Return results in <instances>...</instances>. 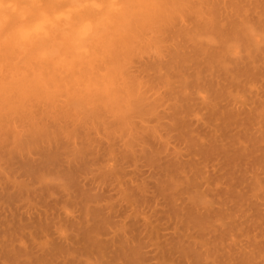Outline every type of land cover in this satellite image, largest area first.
I'll return each instance as SVG.
<instances>
[{
    "label": "bare ground",
    "instance_id": "bare-ground-1",
    "mask_svg": "<svg viewBox=\"0 0 264 264\" xmlns=\"http://www.w3.org/2000/svg\"><path fill=\"white\" fill-rule=\"evenodd\" d=\"M167 2L174 3V4L179 5V7H178V9L176 11L181 12L183 15L187 11V13L192 14V17L194 16L195 18H197L199 20L198 22H196L195 27H194V30L193 31L192 30H181L182 28H180L179 30H177L176 29L177 28L176 24L175 23L172 24L173 19L170 18V15L171 14L170 15H164V16H159V17L153 18L149 22V24H147L145 26V35L148 36V37H150V40H148L146 44H142L140 46V49L137 50L135 54H133V55H125L122 59H119L118 60V63L120 65V67H119V88H118V90H117V92H116L115 95H106L103 92L98 91L96 88L91 87L90 85H87L86 86L83 81L76 80V79H74L72 77H65V78L57 77L56 78V81L57 82L55 84H52L51 85V89L52 90L43 99H37L34 96H30L27 99H25L23 96H20V97L14 99L13 101L7 102V103H5L2 100H0V160L3 161V163H0V164H2V165L4 164V166L0 165V167L1 166L3 167V168L1 167L3 169V172H2V169L1 168H0V170L2 172L1 174H4L5 173V175H3V176L0 174V178L3 179L5 177L4 178L5 182L3 180L4 184L7 183V181H9V180L11 181V183L9 182L8 185H4L3 186L4 188L3 187L2 188L0 187V190L1 191L3 190L2 191L3 193H4L5 190H6L5 192H7L8 190H10V191H8L7 193H4V194L3 193H0V210H4L3 212H5V213H2L3 215L2 214L0 215V227H3V228H1V231H0V264H36L37 262L40 263V264H181L182 262H183L182 264H196V263L198 264L197 261L195 263H193V261H194V260H192L193 257L192 256H191L192 258L190 257V254H188L189 252L188 253L187 252L184 253L185 252L184 249H187V247L188 248L190 247L191 249L190 248L189 249L192 250V251L189 250L190 253L194 252V255H195V252L202 251L201 250L202 248H208L207 247L208 246V244H207L208 241H212V244H209V245L216 246V244L218 245V243H219V241L221 239V243H220L221 246H219V247H222V245L224 244V242H222V241L225 240V239H223L225 237V234L224 233L227 232L228 229H226V231L223 232V230H221V228L223 229L224 228L223 227L224 225L220 228L216 224H219L218 223L219 221H217V220H219V218H220V221H221L220 223L223 222L221 219H223L224 217L223 218L221 217V213H223L222 215L225 216L224 214L226 212L227 213L229 212V211H227L228 208H225V205L226 204L224 202L226 200V196H228V194L226 196L224 194V196H223V193L222 192H221L222 194L220 193L221 194L220 196L224 197L225 200H224V198L221 197V199H220L221 201H215L214 198H213L214 195H217L219 197V194H214L213 197H212L213 200L207 201V200H209L208 199L209 197L206 200V197H207L206 195H209L210 192H208L209 194H206V195H204L205 193H202L203 195L202 194L201 195L203 197L206 196L205 199L203 198L204 200L202 201V196L199 195L200 197H198V198L199 199L201 198L200 200L202 202L200 200L198 201V203H197V201L193 202L194 200H193V197L190 195V193H191V191L193 192V189L192 188H195V190H194V193H195L196 187L198 185H197V183H194V184L192 183L193 185H192L191 188L189 187L190 188L189 189V188H187V186L190 185L189 182L188 183L184 182V181H189L188 179L191 178V177L192 178L190 179V181L193 180V178L195 177L194 176L195 173H196V176H197L198 172H199V174L200 173L201 174L199 175L198 178L196 177L195 180H198L200 177H201V180H202V177L203 176H201V175H203V171H204V170L202 171V168L200 170H198V172H197V170H196L195 173L192 172L194 174H190L189 173L190 174L189 176L185 174V176H187V177L186 178H184V177L182 178L181 175H180V177L177 176V174L180 173V172H178V170L180 168H178L177 166H180L181 167V162H180V165H178L179 162L177 161L178 164L175 163V165L176 164L177 165L174 166V162L172 161V163H171V161H170V164H168V166L170 165L169 168L164 167L165 165L160 166L164 170V171L161 170V172H164V173L166 172L165 175H161L160 172L158 171L156 173H152V174H154L152 176L157 175L158 178H157V176H155V177H156L157 181H159V182L161 180L163 181V177H164L165 181L163 183L166 182L164 184V186H166V184H167V186L173 185L175 188H178L176 186L179 185L182 182H184L186 184H183L182 183L181 185H187V184L188 185L187 186H184L185 189H182L183 188L182 187L181 190H180V192H178L179 189H176L177 191L174 192L175 189H174L173 186H170V188L173 189L174 191L171 190V189H169L167 186H166V188L163 186L164 187L163 189H162V187H160V189H159L160 190V193L157 192V193H159L158 195L161 196L160 199L156 196L157 194L155 195V197L152 196L154 203L153 204H150V205H148L150 203V202H148V199L147 200H144V199L148 198V196H146L144 194V193H146V191H148V190H146L148 184L146 182H144L145 181L144 179H146V176H144L146 172L144 171L145 172L144 175L141 174V172H140L142 178L139 177L140 176L139 174L137 176L136 173L133 172L137 177L141 178V179H139V178L138 179H136V178L134 179V180H137L136 183L134 182L136 184V186L137 185H143L145 183L144 185H146V186H144L143 188L146 187L144 189L146 191H142V190L140 191L141 188H139V187H141V186H137L136 189H139L138 192H137L136 189H133L136 192L135 191H131L132 192L131 193L129 191V193H127V194L125 193V195H124V192L125 191H122L123 189L122 190L120 189L121 192L123 193L122 194L123 195V198L121 197L123 203L126 202V201H123V200H125L124 198H131V199L133 198V199H132V202H131L130 199H127L128 202L127 203H124V204H127L128 206H126L125 208H124L123 205H120V206H123V207H121V211H119V213H118V210L119 209H117V211L114 209L116 212H114V210H112L110 212L112 205L110 207H109V205H107L106 207H104L105 204L104 205L102 204L103 206L100 205L102 202H104L106 200L105 199L106 197H104V196H105V189L107 187L103 190L104 192L102 191L103 194L100 192L101 187H100L99 190H97V192L99 191L101 194L96 193L95 189L99 185H101V186L104 185V183L102 184V183L99 182L100 184L98 183L99 184L98 185L97 184L98 179H97V181H96V179L92 180L91 183H93L94 181H96V182H94L95 183L94 185L97 184L98 186L96 185V188H95V186L92 184L94 187L91 186L92 188H89V189H87L88 188L87 187L86 188L88 190L87 192H86V190L84 188V185L86 186V183L88 184V182L85 181L86 178L84 179V182L85 183H84V185L82 184L81 188L79 187L81 184L80 185L79 184L76 185V183H75L76 181H77V183H79V181L76 180V178L77 177H80L81 174H83L85 168L87 170L86 165L91 166L92 163H93V161L95 159L96 160L98 159L99 153H101V152L103 153L104 152V151L101 150L102 149V146L104 145L102 143L104 141L103 139H105V140L107 139V141H108V143H106L107 141L104 142V143H106V145L108 144L107 147H105V145H104V149L106 151L108 150L107 154L116 155V154L112 153V151L113 152H116L115 149H116V146L119 147L118 145H120V147H119V149L117 148L118 149L117 151H119L121 149V147L123 146V148L121 149L122 150V154H121V150L119 152H117V153H119V154L122 155V156L120 155L121 157L119 156V159H121V160H119L116 157L113 160L112 159H106L107 160V163L109 161H113L112 163H114V164H115V161L118 159L119 161L117 160L116 161V164L119 163V165L118 164L117 165H118V167H120V170L122 168L121 166H123V170H125L124 169L125 168L124 165L130 163L132 160L133 161L131 163L135 165V163H133V162H134V160H140V159H138V157L141 158V159L142 158H145V159H143L145 161V163H146V161H148V162L151 163V165L154 162H156V163L159 162V164H160V158L157 157V155H158V151H159V149L161 147L160 148L159 147H156L155 144H154L155 146L154 145L153 146L151 145L152 146V148H151L152 149L151 150L152 152H149V153L146 150H144V148H143L144 147V144L145 145L146 144H150V142H151L150 140H152V141L153 140H157L156 139V136H154L155 135L154 134V131L156 130L157 127H160L161 128V125L162 126L164 125V122H160L162 119H164V117L162 115V112L160 113L161 109H159V112H157V110H158L159 107H162V106L165 107L166 102H170V103H167L168 106H166V109L169 110V115H165V116L169 118V120H170L169 121V124L171 122V125L169 127L168 126H165V127H167V130L165 131L166 132V134H165L166 136L168 134L172 133V132H175L177 134V137H178V134H179V137L178 138H180V136L182 134H183V137H184V135L189 136L188 134H191L192 132H195V130L193 129L194 127H192V126L198 125V121H197V124L194 123L196 125H193V121L191 120V116L192 115L193 116L195 115L194 108H197V107H194V108H192V107L193 106H202V107L204 106L201 109V111H202L203 109H208L206 107H210L212 105V104H210V102H213V105L216 106V107L218 105V103L216 101H214L216 99V97L214 96V93H215V90H216L215 87L217 86V84H215L216 82L214 80L216 78H214V77L221 76L220 77L221 78L220 80L226 79L228 81V79H229V81H232L233 78L240 77L241 75L244 77V74L247 75V73H244L243 74V72L246 71V68H248L249 69L248 71L251 72L254 69V67L252 69V66H250V65H252L253 63L256 64L258 61H260V64H261V62H263V60H264V51H261L262 48H260V45H262L261 42L264 41V40H262L263 39L262 38V36H263L262 34H264V23H262V21H259V22L256 21L258 24L257 23H254L255 20H251V18H250L251 23H252L251 24L250 21L247 19L249 17H247V14L245 13V12H247L248 9L244 8L243 6H242V8L241 7L240 8L238 7L242 12H244L246 14V16H243L244 19L246 17V20L243 19V21L240 22V25H237V23H234V22H236V20H234L233 23H232V20H229L231 22V23L229 22L231 24V27H229L227 25L229 29L226 30V31H223V30L221 31V29H222L221 26H220L221 29L218 28L219 25H220L219 23H218L219 25L217 24L218 27H216V23H217V21H216L217 19L216 18H218V14L217 13H218V11H220V7H219L220 4L219 3L214 4L213 3L214 0H199V3H196V2L193 3L192 0H167ZM240 2L241 3L248 2V0H241ZM256 8H257V6L255 5L254 10ZM240 10H239V12H240ZM236 11H238V10H236ZM236 14L238 16V12H236ZM239 15H240V13H239ZM256 16H258V15H256ZM221 18H223V17H221ZM256 18H258V19H256ZM256 18H255L256 20L261 19L260 17H256ZM223 19H221V20L223 21ZM263 19H264V17H263ZM218 21L220 22V20H218ZM259 23H261V24H259ZM255 25H256V27H255L256 29L254 30L253 27ZM190 31H192V32H190ZM168 35H170V39L173 42V47L166 45L167 41L164 40V39ZM214 37L217 38V40L220 41L221 45H220V48L219 49L215 48L216 46H214V48L212 47L215 50H212L211 49L212 50L211 51V50L207 49V46H209V44L206 43L205 40L207 42H210V40H211V42H212V40L214 39ZM203 38H205V39L204 40H200V39H203ZM179 39H182V40L187 39L188 41H191L193 43V48L192 49H194V50H192V52H187L186 50H183L184 49L183 46H182V49L181 48H178V46H177L176 43H177V41ZM211 42H210V44H211ZM213 43H214V41H213ZM206 44H208V45L206 46ZM240 48H241V50H240ZM242 52L244 54H242L240 56H237V54L239 55V53L241 54ZM146 56L147 57L149 56V58H152L151 56H153L154 60H146V62L144 64H142L140 66H136V64H138L139 61L142 58L146 57ZM235 56L238 57V58H236ZM163 57H164V59L162 60ZM190 67H192V71L191 72L188 71L190 69ZM243 67H244V69H243ZM257 67H259V66L258 65L256 66V70L258 69ZM261 67L259 68L260 70L263 68V67L262 68ZM242 69L245 70V71H242ZM260 70H257V71H259L258 74L263 72V71H260ZM257 71H255V72H257ZM249 72H248V74H249ZM251 74H254V72L253 73L251 72L249 75H251ZM263 74H264V72H263ZM216 75H218V76H216ZM255 75H257V74H254V76ZM219 81H217L218 82V85L222 87L223 83L220 81L222 83L221 84V83H219ZM233 82L235 83V81H232V84L231 83L230 84L233 85ZM237 83L235 85H237ZM240 83H242V82H240ZM225 84H226L225 86H227V83L226 82H225ZM228 84H229V82H228ZM218 88L219 87H217V89ZM219 90H221V89H219ZM195 94L197 96L194 98L193 96H195ZM202 94H204V95H203V97L200 98V96H202ZM205 94H207V96L209 97V99L211 97H213V98L210 99V102H208V103L206 101L207 100V96H205ZM191 95H193L192 98H191ZM198 95H199V98H198ZM254 100H256V99H254ZM255 103H257V101ZM252 104H254V102ZM245 105H246V103H245ZM255 107H256V105H255ZM191 109L194 112L191 111ZM199 109H200V107H199ZM168 110H166L165 112H167ZM228 110H230V109L228 108ZM136 111H138V112H136ZM190 111L193 112V113H191ZM236 111H237V109H236ZM258 111H259V109H258ZM211 112H212L211 115L214 114V113L216 115L215 107H214V109ZM233 113L234 112H231L229 115H233ZM151 114L155 116L154 117L155 120H153V121L156 122V125L153 126V127H152V125L151 126L149 125L150 121L148 122L147 118L144 121V116L147 117L148 115H151ZM237 114H238V111L236 112V115ZM205 115H208V114H205ZM226 115H228V114L226 113L225 116ZM135 117L138 118L139 120L135 121L136 120ZM221 117H222V115H221ZM246 117L247 116H245L244 118H246ZM210 118L211 117L209 115L208 120H209V122L212 123V120ZM214 118H215V116H214ZM227 118H228V116H226V119ZM229 118H231V117L229 116ZM233 118H231V120ZM150 119H151V117L149 118V120ZM152 119H151V121H152ZM62 121H63V124L62 123L60 124V122H62ZM143 121L146 122V123H148V125L150 127H152V128L148 127L147 125L145 126V124H144ZM166 121L168 122V119ZM216 121L217 120H215V122ZM244 121L245 122H248L249 120H247V121L244 120ZM64 122H65V124H64ZM66 122L67 123L69 122L68 125H70V124L72 125V123H74V124H73V126H71V128H69L70 126L67 127L68 125H66L67 124ZM75 123H76V125H75ZM203 123H205V122H203ZM205 124H203V126ZM208 124H210V123H208ZM238 124H237V127H238ZM246 124L247 123H245V125ZM166 125H168V123ZM226 125L228 126V124H226ZM226 125H224V127ZM76 126L77 127L79 126L78 127L79 130H78V128ZM243 126H244V124H243ZM165 127H162V128L165 129ZM196 127H198V126H196ZM205 127H203V128H205ZM216 127L219 129L220 126L218 127V124H217ZM72 128H74L75 130L73 131ZM93 128H96L97 131L99 129L101 130V131L100 130L98 131V134L96 132L97 136L96 135L95 136H96L97 139L99 138V136L101 135V133H103L106 136V138H103L102 139V137H100L98 140L96 138H95L96 141L94 140L96 142V144H99V146H95L96 149H97V147L98 148L101 147V149L99 148L101 151L100 150L97 151L98 150L97 149L96 151L98 153L96 151H95L96 153L94 152L95 154H98L96 158H95L96 155H92V152H91V149L92 148L90 149V146L92 145V143H91L92 142V140H91L92 137L90 138V136H92V134L90 135L89 133L91 132L90 131L91 129L93 130ZM227 128L225 127V129H227ZM238 129L240 130V128H238ZM77 130L80 131V132H77ZM213 131H214V129H213ZM243 131H245V130H243ZM99 132H101V133H99ZM205 132H206V130H205ZM207 132L205 134H207ZM221 132H222V130H221ZM215 133H217L216 129H215L214 134ZM217 134H216V136H217ZM244 134L245 133H243V135ZM243 135H242V137H243ZM77 136L80 137V138H78ZM216 136H214V137H216ZM76 137H77V139H76ZM194 137H196V135ZM194 137L193 138L191 137L193 143L196 142L194 140ZM205 137H206V135H205ZM208 137L209 136H207V138ZM188 138H190V136ZM191 138H190V140L188 139L189 142L191 141ZM221 138H223V137H221ZM244 138H247L248 139V137H246V136H244ZM100 139H102V140H100ZM196 139H198V138H196ZM216 139H217V137H216ZM250 139H251V136H250L249 140ZM59 140L61 142H64L65 145H62V146H65V148H67L66 146H68V144H72L71 146H73V147L76 145V147H75L76 149H71L72 151H70V152H73V156L76 155V154H78L80 157L82 156V158H83L84 155H86L87 158H84L85 162H82L83 164L80 163L79 162V160H80L79 157H78L79 159L77 158V160H78L77 161L76 160V156L77 155L74 156V157H70L69 154H71V156H72V153H69V154L67 153V151H68V149L70 147L68 146L69 148L66 150L60 144L58 145L57 143H59ZM76 140L77 141L79 140V141L76 142ZM168 140H170V139H168ZM177 140L179 141V139H177ZM65 141H66V143H65ZM198 141L199 140H197V142ZM237 141L240 142L238 140V138H237ZM73 142L75 143V145H73L74 144ZM79 142H82L81 143L82 145L79 144ZM171 142L173 143L172 140H171ZM218 142H220L219 139H218ZM224 142H226V140ZM242 142H243V140H242ZM76 143H78V145H81V147H78V145ZM151 143L153 144L154 141L151 142ZM158 143H160V142H158ZM181 143L182 142H180V144ZM215 143H216V141H215ZM228 143H231V142H228ZM244 143H246V141H244ZM198 144H199V142H198ZM206 144L209 145L208 143H206ZM249 144H248V146H249ZM100 145H102V146H100ZM114 146H115V148H114ZM203 146H205L204 147L205 149L204 148H202V149L207 150V151L208 150L210 151V149H208V148L206 149V145H203ZM150 147H148V148L150 149ZM193 147H195V146H193ZM236 147L237 146L234 147V151L236 150V154H237V152L240 153L241 150L243 152H247L248 151V152L251 153V154H249L247 152L249 156L251 155L250 158H252L253 155L255 156V154L257 152L255 150L258 148L257 147L255 150H253V152L254 151L255 152L252 155V152L250 151L251 149L248 150V147L247 146H245L247 149L246 148H243L244 149L243 150L242 148H240V149H238V151H237V149H235ZM261 147H259V148L261 149ZM56 148H58V150H60L59 152H61V154H62L61 155L62 158L60 160H63V158H64V162L63 163H65L68 160L67 158L70 157L69 158L70 160H71V158H74L77 162L75 160L74 161L76 163L81 164V165H79V164L78 165L77 164L75 165V162H74V167L75 168L74 167H70L73 164H70L69 163L70 166H68V164H67L68 161H67V163H66L67 165H65V164H63L61 162V165L63 164L65 166L64 168H66L64 170L63 165L61 166L62 169H63V171H65V172H63L61 170V167L60 166H59L60 168H57L58 167V161H60L59 160V156H60L59 154L60 153H58V151H57ZM62 148H64V150L66 152ZM198 148H199L198 151H200V147H198ZM209 148H210V146H209ZM111 149H113V150H111ZM202 149H201V151H203L205 153L206 151H204ZM215 149H216V147L214 148V150ZM161 150H163V149H161ZM216 150L219 151V149H216ZM106 151H105V153H106ZM164 151H165V149H164ZM209 151L207 152V155H210L209 156V157H211L210 159L217 160V157H215V155H214L215 153L212 154V155H214V158H216V159L212 158V156H211V153L212 152H215V151H213V150L210 151V152ZM222 151H220V152H222ZM228 151L229 150L227 148V152ZM242 151H241V154L238 153V155H240V156L237 155L238 156V157L236 156L237 158H233L230 161H229V159H230L229 158V155H227L228 156L227 157L228 158L227 160L229 161V163H232V164L229 165L230 167L227 165L230 168V170H228V167L226 166L227 169L224 171V169L226 167H224L225 164H223V163H225L224 162L225 160L223 159L224 160L223 163L221 162L223 164L222 168L224 167V169H222L223 174L226 171H231V172H229L230 174L234 173L235 170L236 171L237 170L239 171V167H241L242 165L238 166V164H236V166H234L235 167V170L232 171L231 169L234 168L233 165H235V164H233V162L236 161V159H238V160L240 159L241 162L243 161L242 158H244V160H247L246 154H244ZM262 151H264V150H262ZM62 152L65 153V155ZM195 152H193V153H195ZM203 152H201L200 154H202ZM223 152H225V151H223ZM180 153H181V151H180ZM190 153H192V151ZM190 153L189 154L186 153V156L190 155ZM208 153H210V154H208ZM216 153H217V151H216ZM262 153H264V152H262ZM107 154H105V155H107ZM162 154L164 155V153H162ZM172 154L174 155V153H172ZM219 154L220 153H218L216 155H219ZM234 154L235 153H233V155ZM242 154L245 155V156H243ZM63 155H64V157H63ZM159 155L161 156V154H159ZM177 155L175 156L176 158H177ZM196 155H198V154L196 153ZM204 155L207 157L206 153ZM222 155H220L221 156V160L220 161H222V158L224 157V155H223V157H222ZM259 155L262 156L263 154H259ZM86 156H84V157H86ZM92 156L94 157L93 158L94 160L92 158L90 159V157H92ZM184 156H185V154H184ZM202 156L203 155H201V157ZM205 156H204V158H205ZM220 156H219L218 159H220ZM33 157H34V159H33ZM239 157H241V158H239ZM256 157H259V156H256ZM37 158H39V159H37ZM88 158L91 160V162H90L91 165L88 164L89 161H90V160H88ZM167 158H168V156H167ZM179 158L180 157H178V159ZM207 158H205V160L208 161L209 159H207ZM35 159H37V160H35ZM65 159H67V160H65ZM172 159H174V158H172ZM96 160H95V162H96V164H98L99 159H98V161H96ZM240 160H239V162H240ZM164 161H162V162H164ZM181 161H182V159H181ZM248 161H249V159H248ZM254 161L252 159V163H253L252 165H253V167L256 166V165H254ZM136 162H138V161H136ZM162 162H161V164H162ZM167 162H169V161L167 160ZM183 162H185V161H183ZM189 162H190V159H189ZM215 162L216 161H214V163ZM250 162L251 161H249V164H250ZM112 163H111V166H112L113 169H115L114 167L115 166L117 167V165H113ZM246 163H247L246 164L247 167H246V165H245V167L246 168H249L248 167L249 164H248L247 161H246ZM257 163H258V161L255 164H257ZM171 165H173V166L171 167ZM195 165H197V164H195ZM207 165L208 164H206L205 167H207ZM231 165H232V168H231ZM257 165L259 166L260 164H257ZM96 166H99V165H96ZM100 166H99V168H100ZM106 166L108 168L110 167V169H112L111 166H110V164L109 165H106ZM166 166H167V163H166ZM258 166H256V169H257ZM68 167H70L71 172H73L72 174H70V170H69V172H67ZM150 167H152V166H150ZM187 167H188V164H187ZM4 168L6 169V171H4ZM73 168H74V170H73ZM242 168H243V166H242ZM252 168H251V170H252ZM55 169L56 170L57 169L61 170L60 172L62 174H65V173L67 174L68 173L72 177H74V179L69 182L72 185V187H73V185H76L78 189L79 188L82 189V187L84 188V192L83 191L81 192V190L79 189L80 190V193H81L80 196H81L82 199L79 198V199H76V200H80V202H83V204L84 203L86 204V206L84 204V209L86 207L87 212H88V210L91 211V209H93L92 210L93 212L92 211H91L92 213L89 212V216H88L87 214H82L83 212L81 210H79L80 213L78 211H75L78 214H76V213L74 214V212L73 211H70V210L69 211L71 213H73V214H71L70 212L68 213L67 211H65L68 215H70V217H73V218L76 219V220H74L73 218L70 219V217L66 214L67 216H66V219H64V220L66 221L68 218L70 219V220L68 219L70 221V223H71V224H69V225H71L69 227L75 228L74 226L76 224H81V226L77 225V227L71 231L72 234L70 232H69L70 234H68V232L66 233V231H69L67 229L69 227H67L66 224H65V226H66V229L67 230L65 229L64 230L65 231L64 233L62 231L64 228L62 229V227H61L62 230H58L60 228L58 227V229H57V227H55L56 229H54L55 230L54 232L56 234L53 233V231H52V233H50V235L51 234L54 235V236L57 235L56 237L50 236V237L54 238V240L51 238V241L53 240V244H52V247H51L49 245L50 243H48L50 241V238H48V236L46 235V234H48V232L47 233H46V231L45 232H42V231L45 230L44 228H43L44 230L43 229L41 230V228H42L41 227V224H42L41 222L44 221V220H41V219L44 218L43 217V215H44L45 216L44 219L46 220V216H47L46 215L47 214L46 211L45 212L44 211L43 212H39V211H35L34 210L35 212H39V214L40 213H44L43 215L42 214L39 215L38 213L33 212V213H35V215H37V214L39 215V216H36L35 218H39L42 215V218L40 217L38 220L35 219L34 216H31L32 218H29L28 217V218H25L24 219L22 216H20L21 214L19 216L17 215L18 216L17 221L19 219L23 218L22 219V223H24V224H21L20 226H18V224L21 223V220L18 221L19 223L16 225L17 222H15L14 219H16L17 217L14 216V213H16V212H14L13 210L16 209L15 211H17V208L16 207H17V205H20V204H17L16 205V203L17 202H20V201H22V200H24L26 198L28 199V196H30V197L33 196L34 197V195L36 194V197H39V199L41 201L42 200L44 201V199H41L42 196L44 198L45 196L52 195L54 193V192H51L52 189L54 188L53 191H55V189L57 187L54 186V185H52V184H49L52 181L49 182L47 180L48 181L47 182L46 179H48L47 177H49L51 175H55V174L58 175V171L59 170H57L56 173H55ZM165 169L166 170L168 169V171H165ZM197 169H199V167ZM204 169L206 171V168H204ZM212 169H214V166H213ZM106 170L107 169H105L104 171L106 172ZM151 170L152 169H150V172H151ZM251 170L249 169V171H251ZM253 170H254V168H253ZM263 170H264V168H263ZM88 171H90V170H88ZM111 171H113V170H111ZM136 171H137V169H136ZM238 171L236 173H234V174H239L240 172L238 173ZM245 171H247L246 173L249 172L248 170H245ZM245 171L244 170L243 171L241 170V173H242L241 174V177L238 178L240 176V174L237 175L238 177H236L237 180H234L235 182L232 181L233 180V177H232V179H230L231 176L227 172L228 173L227 175L230 176V178H229L230 179V182H232V184H230V183H228L229 182L228 181L227 182V185L228 186L229 185H232L233 186V184H234V186H235V185H238L239 182L240 183L243 182V172L245 173ZM18 172L20 173V175H19ZM153 172H155V170ZM181 172H185V171L182 170ZM188 172H189V170H188ZM220 172H221V168H220ZM17 174H18L17 177H21L19 179L20 182L16 178V175ZM93 174H95V173H93ZM121 174H122V172H121ZM130 174L124 175V176H127V180H129L128 178H130L129 177ZM9 175L13 179L10 178ZM102 175H104V174L102 173ZM142 175L145 178H143ZM216 175H217V173H216ZM6 176L9 177L10 179H6L7 178ZM71 176H69V177H71ZM98 176L99 175H97L96 177H98ZM150 176H151V173H150ZM152 176H151V178H153ZM165 176L167 177V180H166V177ZM221 176H222V174L221 175H218V177L220 178V180H221ZM93 177L95 178V175ZM103 177H105V176H103ZM147 177H148V175H147ZM224 177L222 176V179ZM53 178H54V176H53ZM98 178L100 180V177H98ZM108 178H109V176H108ZM111 178L112 177H110V179ZM148 178H150V177H148ZM215 178H216V176H215ZM234 178H235V175H234ZM1 179H0V181H1ZM14 179H15V181L17 180L16 182H18L17 185H15L16 187L13 185V184H16L15 181H14ZM115 179H117L120 182V180L118 178H115ZM115 179H113L114 182H115ZM238 179H240L241 181L239 180V182L236 183V181H238ZM244 179H245V177H244ZM101 180H103V179H101ZM121 180H123V179H121ZM138 180H141V181L143 180L144 183L142 184V182L139 181L141 183L137 184L138 183ZM247 180H249V179H247ZM82 181L83 180H81L80 182H82ZM123 181H125V180H123ZM130 181L133 184V182H132L131 179H130ZM162 181H161V183H162ZM167 181L170 182L169 185H168V182ZM216 181H219V180L217 179ZM12 182H14V183H12ZM55 182L53 181L52 183L55 184ZM106 182H105V185H107ZM197 182L198 183H201V185H202L206 181L203 182V183H202V181L201 182L197 181ZM249 182H251V180H249L248 183ZM91 183H89V185ZM161 183H159V185ZM177 183H179V184H177ZM9 184H10V186L11 185H13V186L10 187ZM120 184L121 185H118L119 188H120V186H122V183H120ZM218 184H219V182H218ZM55 185H57V184H55ZM112 185H114L113 182H112ZM181 185H179V186H181ZM201 185H199L198 187H200ZM220 185H221V182H220ZM5 186H7V187H5ZM8 186L10 187V189H8ZM36 186L39 187V189ZM70 186L68 185V187H70ZM76 186H74V189L76 188ZM111 186H109V187H111ZM118 186H116V187L119 190ZM203 186H204V184H203ZM12 187L13 188L15 187V189H13V191H11ZM125 187H126L125 190H132L131 188L127 189V187H129V186H126L125 185ZM131 187H133V186L131 185ZM222 187H224V186H222ZM233 187H231V189ZM237 187L235 186L236 189L235 188L234 189L237 190ZM242 187H243V185H242ZM242 187L240 186V188H242ZM102 188H103V186H102ZM226 188H228V187L226 186ZM64 189H65V187H64ZM72 189L69 190V191L70 192H73ZM207 189H208V187H207ZM207 189H206V192H207ZM67 190H68V188H67ZM111 190H113V189H111ZM166 190L169 191V192L171 190V192L170 193H168V192L167 193H164ZM39 191H40V193H39ZM44 191H47V193H45ZM92 191L95 192L96 194L95 193L92 194L93 193ZM107 191H109V190H107ZM232 191H233V189H232ZM49 192H51V194ZM57 192H58V189H57ZM197 192H198V189H197ZM200 192H199V194H200ZM59 193H60V191H59ZM63 193H65V192H63ZM73 193H72V195H73ZM246 193H247V191H246ZM37 194H38V196H37ZM39 194H40V196H39ZM75 194H78V193H75ZM231 194H233V192H231ZM118 195H120V192H118ZM118 195H117V197H118ZM183 195H186L187 196L186 199H188V201H189L190 197H192V199H191L192 202H191V200H190L191 203L188 202L187 200H185L183 198ZM55 196H56V194H55ZM63 196H64V194H63ZM238 196H239V193H238ZM109 198L111 199V197H109ZM115 198H116V195H115ZM135 198H137V199H135ZM155 198H157V199H155ZM232 198H234V196ZM69 199H70V197H69ZM222 199L224 201H222ZM236 199H237V197H236ZM238 199H240V197ZM36 200H38V198ZM51 200H53V199H51ZM149 200L151 201V199H149ZM179 200H180V202L177 203V201H179ZM195 200H196V198H195ZM186 201H187V204H186ZM147 202H148V204H147ZM226 202L228 203V201H226ZM46 203H47V200H46ZM51 203H52V201H51ZM118 203H121V202L118 201ZM143 203H146L147 205L145 206V204L143 205ZM239 203H240V201H239ZM45 204L43 203V205H45ZM61 204H62V202L60 203V205ZM13 205L16 206V207L14 208ZM25 205H26V203H25ZM216 205L217 206L224 205L222 207H224L225 210L227 209L226 212L224 210H222L224 208H220L221 209L220 210L219 207H215ZM235 205H239V204L236 203ZM240 205H241V203H240ZM11 206H12V208H14L12 210L14 217L11 216V215H9V216L8 215H5L6 212H7V210L8 211L10 210L9 212H11V209H12V208H10ZM54 206H56V204ZM58 206H59V204H58ZM76 206H77V204H76ZM82 206L83 205L80 204V207L81 208L79 206L78 207L80 209L84 210L82 208ZM142 206H145V207H142ZM33 207H34V205H33ZM39 207H37V209ZM147 207H149V210H151V214H152V217H154V220H150V217H147L148 216V214L146 215V213L148 212L146 210ZM166 207H168V208H166ZM21 208H24V204H23V206ZM51 208H52V205H51ZM67 208H68V206H67ZM113 208H114V206H113ZM158 208H161V209L163 208V210L161 211V209H158ZM238 208H239V206H238ZM63 209H65V208H63ZM71 209H73V208H71ZM86 209H85V211H86ZM235 209L236 208H234L233 210H235ZM20 210H23V209H20ZM44 210H45V208H44ZM46 210H47V208H46ZM61 210H62V208H61ZM65 210H67V209H65ZM30 211L27 210V213H29ZM41 211H42V209H41ZM177 211H179V213H177ZM181 211L182 212L184 211L183 215H179V214H181L180 213ZM24 212H26V211H24ZM87 212H84V213H87ZM169 212L171 214H173V215L175 214V216L178 217L179 219H180V217L181 218L184 217V218H182L184 222L181 221V222H177V223L178 224L180 223V226H184V224H185V228L187 227V229L186 230H185V228L182 229L183 228L182 227V228H180L181 230L179 229V232L180 231L183 232V230L186 233H188V232L190 233V231H193V232L195 231L194 238H196V241H198L197 239H198L199 236L202 237V238L200 237L201 239L199 238L200 242L198 241V243H201V240L204 239L202 241L200 247L194 245L195 242H194V244L192 242L190 244V245L193 244L194 246H196L195 249H197L199 247L200 248V251H199V248H198L197 251L196 250L193 251V248L194 247H192V246H187L186 245V247L185 246L183 247L184 241L187 240V242H188V239H181L182 241L180 240V238H182L183 236H181V237H179L180 235L177 236L179 234V232L177 233L178 229L175 227L176 226L175 223H174V227H175L174 231H172L171 233H168V234H163L162 233L163 234L162 237L164 238V240H163V242H164L163 244L164 245L161 246V243L162 242L161 243L159 242L160 243V246H161V250H159L160 249L159 244H156L155 243L159 247V249H158V247L156 248L155 245H152L153 243H151V240L148 239V237H151V235L150 236L149 235L147 236L148 232L149 231H155V230L159 231L160 229H157V228H160V227L164 231L165 230L166 231L169 230L170 229V226L169 225H171L169 223V220H168V218L169 219L171 218V217H169L170 216ZM238 212H234V214L236 215V213H237V215H239ZM27 213H26V215H27ZM113 213H115V214L118 213V214L113 215ZM241 213H242V210H241ZM260 213H261V211H260ZM167 214H168V217H167ZM228 214H230V213H228ZM231 214L229 216H231ZM61 215H63V214H61ZM75 215H77L76 216L77 218L75 217ZM83 215H84L85 220H82L81 219ZM144 215H146V218H147L146 221H145L146 218H145ZM28 216H30V214H28ZM49 216H50V218L52 217L51 215H49ZM49 216H47V220H49V222H51L50 219H48ZM53 216H54V214H53ZM175 216L172 219L173 220L175 219V222H176V219H178V218H176ZM229 216L228 215L225 216L226 217L225 220H229L228 219ZM56 217H57V215H56ZM117 218H118V220H116ZM23 220H25V222ZM64 220H61V221L64 222ZM173 220H171V221H173ZM55 221H57V219ZM81 221H84V222H81ZM139 221H140V224H141V221H142V224L140 226H142L143 229L140 230L141 228L139 229V227H136L135 226V228H137L139 230V233H138L139 236H138V235L133 234V233L138 232V231H136L137 229L134 228V225H135L136 222L139 224ZM216 221H217V223H216ZM26 222L28 224H32V225H30V228L31 229L33 228V227H31V226H33V224H37L38 223V226L37 227L40 228V230H41L42 233H44V234L46 233L44 235V237H41L40 236V234H42V233H40L39 235H37L39 233V231H38L39 228H37L38 230L37 229H35V230L33 229L32 231L31 230L28 231L27 227H29V225ZM44 222H43V224H46ZM214 222H215V224H214ZM137 223H136V225H137ZM181 223H183V224H181ZM233 223L235 225L236 222L233 221ZM111 224H114V225L111 226ZM118 224H120V225L118 226ZM222 224H224V223H222ZM226 224H227V221H226ZM46 225H45V227H46ZM162 225H163V228H162ZM219 225L221 226V224H219ZM230 225H231V222H230ZM236 225H237V223H236ZM52 226H53V224H52ZM58 226H60V225H58ZM180 226H178V228ZM43 227H44V225H43ZM174 227H172V228H174ZM227 227L228 226H226V228ZM25 229L28 231L27 233H25ZM152 229H154V230H152ZM230 229H232V227H230ZM51 230H52V228H51ZM57 230L58 231H61V233L58 232ZM134 230H135V232H134ZM203 230H204V232H203ZM218 230H221L223 233H221V231L219 232ZM19 231H20V233H18ZM47 231H49V230H47ZM216 231H218V234H217ZM233 231L230 232V239L233 238V236L231 235V233L234 234ZM214 232H216V233H214ZM140 233L142 235H140ZM151 233L152 232H150L149 234H151ZM157 233L158 232H156V234ZM209 233H210V235H211V233H214L213 236L219 237L220 239L219 238H215V237L214 238L215 239H219V241H215L214 242L213 236L211 237V240L209 238L208 241H207L206 238H204V236L206 235V237L207 236L209 237ZM219 233H221L222 235L224 234L223 235V238H222L221 235H219ZM19 234H20L19 237L18 236L15 237V235H19ZM180 234H181V232H180ZM196 234H198V237H197ZM216 234L219 235V236H216ZM35 235L40 236V237H36L35 238ZM135 235H136V237L139 238L140 241L142 240V238H143V241H144V239H146V241L147 240H150V241H148V242H145L144 241L145 244H140V243H143V242H139V240H138L137 243H136V240L135 239H137V238L135 237ZM182 235L186 236L185 233L182 234ZM228 235L229 234H227V236ZM42 236H43V234H42ZM176 236H177V238H175ZM191 236L192 235H189L188 237H191ZM186 237H184V238H186ZM47 238L49 240H47ZM173 238H175V239H173ZM178 238H179V240H178ZM35 239H37L38 241L35 242ZM176 239L178 240V242L176 241L175 242L176 244L175 245H172L173 247L171 246L170 248H167L172 243H174L173 241L176 240ZM40 240L42 241V243H41ZM205 240H206V243H205ZM227 240H229V239H226L225 241H227ZM262 240H263L262 241V244H263L264 239H262ZM193 241H195V239ZM234 241H235V239H234ZM149 242L151 244H149ZM180 243L182 244V246H181ZM188 243H190V242H188ZM239 243H241V242H239ZM245 243H246V245H248L247 242H245ZM249 243H252V242H249ZM44 244H45V248H51V249H48L50 251H48V250H46L44 248V246H43ZM225 244H227V245L229 244V246H228V250H229L230 243L227 241V243L225 242ZM225 244L223 246H225ZM234 244L235 245H233V246L236 247L237 246L236 243H234ZM253 244H254V242L250 246L252 248V252H253ZM46 245H47V247H46ZM150 245L152 247L154 246L153 249L158 250V253H157L156 250L154 251L152 249L153 250L152 251L151 249L148 250L149 248L146 249ZM166 245H168V246H166ZM203 245H205L206 247L205 246L203 247ZM163 246L164 247L166 246L165 248L167 250H165V248L162 250ZM213 246H211V247L213 248ZM257 246H258V244H257ZM263 246H264V244H263ZM242 247H244V249H245V246H242ZM255 247H256V245H254V248ZM260 247H262V246H260ZM260 247H259V249H260ZM236 248H233V249H236ZM238 248L241 249V246L238 247ZM238 248H237V250L239 251ZM251 248H249V249H251ZM44 249L46 250V252H45ZM209 250H211V249H209ZM209 250L206 249V251H209ZM237 250H234L233 252L236 253ZM245 250L249 251L248 249H245ZM159 251H161V252H159ZM204 251H205V249H204ZM204 251L202 253L201 252L200 253L197 252V255H195V256L193 255V253H192V255L194 257H196V258L199 257V258L203 259L202 256H203ZM206 251H205V253L207 255L208 252H206ZM82 252H84L83 253L84 254L83 255L84 257L83 258H85L86 253L89 256L88 257L86 255L87 256L86 257L87 260H86V258L84 259V261H83V259H81ZM111 252L114 253V254L112 255ZM155 252H156V254H154ZM175 252L178 254L177 256H175ZM209 252H213L212 254H214V251H209ZM109 253L111 254L110 257H108V258H110V260L107 258V256H108ZM152 253H153V255H151ZM218 253L220 254L221 252H218ZM223 253H224V251H223ZM223 253L221 255H223ZM228 253H230V252H228ZM243 253H241V254L244 255ZM248 253H250V251ZM75 254H77L78 257H79V255H81V256L79 258H77V255H75ZM238 254H239V252H238ZM241 254H239V257L241 256ZM188 256H189V258H191L190 259V260H192L191 262H189L190 260L188 261V259H189ZM208 256H210V253H209ZM104 257H106L105 261H104V259H102ZM211 257H212L211 259H213L215 257V255H214V257L213 256H211ZM241 257L243 258V256H241ZM249 257H250V255H249ZM249 257L247 256V258H249ZM196 258H195V260H196ZM234 258H235V256H234ZM107 259H108V261H107ZM201 259H200V261H202ZM206 259L208 260V258H206ZM219 259H220V257H219ZM226 259H228V257H226ZM235 259L240 260L237 257ZM244 259H245V257H244ZM222 260H224L223 257H222ZM218 261L219 260H217V262ZM203 262H205L207 264V261L204 260ZM203 262H199V264H201ZM213 262H215V261H212V264H213ZM224 262L226 263L227 260L224 261ZM261 262H263V261H261ZM208 264H211V263H208ZM214 264H216V262ZM221 264H223V263H221ZM230 264H232V263H230ZM259 264H260V262H259Z\"/></svg>",
    "mask_w": 264,
    "mask_h": 264
},
{
    "label": "rangeland",
    "instance_id": "rangeland-1",
    "mask_svg": "<svg viewBox=\"0 0 264 264\" xmlns=\"http://www.w3.org/2000/svg\"><path fill=\"white\" fill-rule=\"evenodd\" d=\"M241 0H214V4H217V3H219L220 5H219V7H220V11H218V18H216L217 20V23H216V27H218L217 26V24L219 25V29H221V31L223 30V31H226V30H228L229 28H228V26L229 27H231V22L229 21V20H232V23L234 22V20H236V22H234V23H237V25H240V22L241 21H243V16H246V14H247V17H249V18H247L249 21H250V23H251V20H255L254 21V23H257L256 21H262V23H264V19H263V17H264V1L263 0H248V2H243V3H241L240 2ZM192 2L193 3H199V0H192ZM255 5L257 6V8L254 10V7H255ZM242 6L244 7V8H246V9H248L247 10V12H242L239 8L241 7L242 8ZM239 7V8H238ZM236 10H238V11H236ZM239 10H240V12H239ZM254 10V11H253ZM236 12H238V16H237V14H236ZM222 15H221V14ZM239 13H240V15H239ZM249 15V16H248ZM256 15H258V16H256ZM254 16V17H253ZM260 17L261 19H259V20H256V19H258V18H256V17ZM217 17V16H216ZM221 17H225L224 19L223 18H221ZM227 17V18H226ZM170 18L171 19H173V21H172V24H176V26H177V30H179L180 28H182L181 30H194V27H195V24H196V22H198L199 20L197 19V18H195L194 16L192 17V14H190V13H187V11H186V13L183 15L181 12H178V11H175V12H173L171 15H170ZM223 19V21L221 20V19ZM250 18H251V20H250ZM254 18V19H253ZM256 18V19H255ZM218 20H220V22L218 21ZM244 20H246V17H245V19ZM230 22V23H229ZM229 23V24H228ZM252 24V23H251ZM258 24V23H257ZM259 24H261V23H259ZM228 25V26H227ZM175 26V27H176ZM220 26H221V28H220ZM227 26V27H226ZM253 26V25H252ZM225 27V28H224ZM256 25L253 27V29L255 30L256 28ZM225 30H224V29ZM192 31H190V32H192ZM263 36H262V40H264V34H262ZM205 38H203V39H200V40H204ZM164 40H166L167 41V43H166V45H168V46H171V47H173V42L171 41V39H170V35H168ZM213 41H214V43H213ZM205 42L206 43H208L209 44V46H207L208 44H206V46H207V49H209V50H215V49H213L214 48V46H216L215 48H217V49H219L220 48V45H221V43H220V41L219 40H217V38H215L214 37V39L212 40V42H211V40H210V42H211V44H210V42H207L206 40H205ZM217 45H216V44ZM177 46H178V48H181L182 49V46L184 47V49L183 50H186L187 52H192V50H194V49H192L193 48V43L191 42V41H188L187 39H184V40H182V39H179L178 41H177ZM261 44L262 45H260V48H262L261 49V51H264V41L263 42H261ZM213 47V48H212ZM168 48V47H167ZM211 50V51H212ZM240 50H241V48H240ZM242 54H244L243 52L240 54L239 53V55L237 54V56H240V55H242ZM152 58H149V56L147 57H144V58H142L140 61H139V63L138 64H136V66H140V65H142V64H144L145 62H146V60H154V58H153V56H151ZM234 57V56H233ZM232 57V58H233ZM236 57V56H235ZM236 58H238V57H236ZM164 59V57L162 58V60ZM166 59V58H165ZM263 63V64H262ZM259 66V67H257L258 69L257 70H260L259 68L261 67L262 69L260 70V71H263L264 72V60H263V62H261V64H260V61H258L256 64L255 63H253L252 65H250V66H252V69H253V67H254V69L251 71L252 73L254 72V74H257V75H255L254 76V74H251V75H249L251 72H249L248 70V68H246V71L245 70H243L244 69V67H243V69H242V71H245V72H243V74L244 73H247V75L246 74H244V77L241 75L240 77H237V78H233L232 79V81H235V83L233 82V85H231L232 84V81H229V79H228V81L226 80V79H223V80H220L221 78V76H219V77H214V78H216V79H214L215 80V84H217V86L215 87L216 88V90H215V93H214V96L216 97V99L214 100V101H216L217 103H218V105H217V107L216 106H214L213 105V102H210V99L211 98H213V97H211L210 99H209V97L207 96V94H205V96H207V103L208 102H210V104H212L211 106L213 107H206V108H208V109H203L202 111H201V109L204 107H202V106H193L192 108H194V107H197L198 109H199V107H200V109L198 110L197 108H194V111L191 109V111H193L194 113H195V115L193 116H191V120L193 121V125H196L197 124V121H198V125H196V126H198V127H196V126H192V127H194L193 129L195 130V132H192L191 134H188L189 136H190V138L192 137H194L195 135H196V137H194V140L196 141L195 143H193L192 142V138H191V141L189 142V140H190V138H188L189 136H186V135H184V137H183V134L180 136V138H178L179 137V134H178V137H177V134L175 133V132H172V133H170V134H168L167 136L165 135L166 134V130H167V127H165V126H170L171 125V122H170V124H169V118L168 117H166L165 115H169V110L168 109H166V106H168V104L167 103H170V102H166V104H165V107L164 106H162V107H159L158 108V110H157V112H159V109H161V111H160V113L162 112V115H163V117H164V119H162L160 122H164V125L162 126L161 125V128L160 127H157L156 128V130L154 131V136H156V139L157 140H153L154 141V143L152 144L151 142H153L152 140H150L151 142H150V144H144V150H146L148 153L149 152H152L151 150V148H152V146L155 144L156 145V147H161L160 149H159V151H158V155H157V157H159L160 158V164H159V162H154V163H152V165H151V163L150 162H148V161H146V163H145V161L143 160V159H145V158H139L138 157V159H140V160H134V162L133 163H135V165L134 164H132L131 162L133 161H131L130 163H128V164H126V165H124V169L125 170H123V166H121L122 168H121V170H120V167H118V165H119V163H117L116 164V161L119 159V156L122 154V148H123V146L121 147V154H119V153H117V152H119V151H117L118 149H119V147H120V145H118L119 147H117L116 146V152H113L112 151V153H114V154H116V155H111V154H107V152H108V150L106 151L105 149H104V145H105V147H107L108 146V144L106 145V143H108V141H107V139L105 140V139H103V138H106V136L103 134V133H101V132H99V133H101V135L99 136V138L100 137H102V139L104 140L102 143L104 144L103 146L102 145H100V146H102V149H101V147H99L102 151H104L103 153L101 152V153H99V157H98V159H99V162H98V164H96V162H95V160L93 159L94 157L92 156V157H90V159L92 158L94 161H93V163H92V165H91V160L88 158V160H90L89 161V163L88 164H90L91 166H88V165H86V167H87V170H86V168H85V170H84V172H83V174H81V176L80 177H77L76 178V180H78L79 181V183H77V181L75 182L76 183V185L77 184H81L79 187L81 188V186H82V184L84 185V179L86 178V182H88V184L86 183V186L84 185V188H85V190H86V192L88 191L87 189H89V188H92L91 186H93L95 183L94 182H96L97 181V179H98V181H97V184L100 182V183H104V185H102L103 186V188H102V186L101 185H97L98 187L96 188V185H94L95 186V191H96V193H99V194H101L102 193V191L106 188L107 190H109V191H107L106 189H105V196L104 197H106L105 199L107 200H105L104 202H102L100 205H104V207H106L107 205H109V207L112 205V207H111V210H110V212L112 211V210H116L117 211V209H119L118 210V213H119V211H121V207H123L124 206V208L126 207V206H128L127 204H124V203H127L128 202V200L127 199H130L131 200V202H132V199L131 198H124L125 200H123V201H126V202H122V199H121V197L123 198V193L121 192V190L122 191H125L124 192V195H125V193L127 194V193H129V191L131 192V191H135V190H133V189H136V187L137 186H141V187H139V188H141L140 189V191L142 190V191H146V190H148V191H146V193H144L146 196H148V198H146V199H144V200H147L148 199V202H150L149 204H148V202H147V204L148 205H150V204H153L154 203V201H153V198H152V196L153 197H155V195L160 199V197L161 196H159L158 194L160 193V187H162V189L165 187L166 188V186H167V184H166V186H164V184L166 183H163L164 181H165V179H164V177H163V181H162V183H161V181L159 182V181H157V179H156V177L155 176H157V175H155V176H152V175H154V174H152V173H156V172H160V174L161 175H165V173L164 172H161V170H163L160 166H162V165H165L164 167H166V168H169L170 167V165L168 166V164H170V161H171V163H172V161L174 162V166H176L177 164H178V162H179V164L178 165H180V162H181V167L180 166H177L178 168H180L179 170H178V172H180V173H178L177 174V176H179L180 177V175H181V177L183 178H186L187 176H185V174L186 175H190V174H194L195 172H196V170H197V172H198V170H200L201 168H202V171H203V175H201V176H203L202 177V180H201V177L198 179V180H195L196 179V177L198 178L199 177V175L201 174H199V172H198V174H197V176H196V173H195V177L193 178V180H191L190 181V179L192 178L191 176V178H189L188 180L189 181H184V182H186V183H188L189 182V186H187V185H181L182 183L183 184H186V183H184V182H182V183H177V184H179V185H181V186H179V185H177L176 187H178V188H175L173 185H170V186H173L174 187V189H175V191L173 190V189H171L170 188V186H167L169 189H171V190H173L174 192H176L177 190L176 189H179L178 190V192H180V190H181V188L182 189H185L184 188V186H187V188H191L192 187V185L194 184V183H197V185L199 186V185H201V183H198L197 181H199V182H201L202 181V183L203 182H205V183H203L204 184V186H203V184L200 186V187H196V191H195V193H194V190H195V188H192L193 189V192L191 191V193H190V195L193 197V202H195V201H197V203H198V201L201 199H199L198 197H200V196H202L203 194L202 193H205L204 195H206V194H209L208 192H210V194L209 195H206V196H202V201L205 199V197H206V200H207V198L209 199V200H207V201H210V200H213V198H214V200L215 201H221L220 199H221V197L222 196H220L222 193H223V196H224V194H225V196L228 194V196H226V200H225V198L224 197H222V198H224V200L222 199V201H224L225 202V208H228V210L227 211H229L228 213H232L231 214V216H229L230 214H228L227 212H226V210H225V208L224 207H222V206H224V205H222V206H215V207H219V209L220 208H224V209H222V210H224L226 213L224 214L225 216H229L228 217V219L229 220H225L226 219V217L225 216H223L222 214L223 213H221V217L225 220H223V219H221L223 222L222 223H224V224H222V223H220L221 221H220V218H219V220H217V221H219L218 223L219 224H221V226L219 225V224H216V225H218L220 228L223 226L224 228L222 229L221 228V230H223V232H225L226 231V229H228V231L227 232H225L224 234H225V237L223 238V235L221 234V233H223L221 230H218L219 232L221 231V233H219V235H221L222 236V238L223 239H229V240H227L229 243H230V247H229V250H228V246H229V244L227 245V244H225V242L227 243V241H222V242H224V244H225V246H223L222 245V247H219V246H221L220 245V243H221V239L219 238V237H215V236H213L214 235V233H216L217 232V234H218V231H216V232H214V233H211V235H210V233H209V237L207 236L206 237V235L204 236V238H206V240L208 241V239L210 238V240H211V237L213 236V240H214V242L215 241H219V239H220V241H219V243H218V245L216 244V246H213V245H209V244H212V241H208L207 242V244H208V248H202L201 250L202 251H200V245H201V243H202V241L204 240V239H202L201 240V243H198V241L200 242V240H199V238L201 237V236H199L198 237V234H196L197 235V237H198V241H196V238H194V234H195V231L193 232V231H190V233L188 234V233H186L184 230H183V232L185 233V235L187 236H184V235H182V234H184L182 231H180L181 232V234H180V232H179V229L180 228H182V229H184L185 228V224H184V226H180V223L178 224L177 222H181V221H183V219L182 218H184V217H180L179 215H183V213H184V211L182 212H180L181 214H179L178 216L180 217V219L178 218V217H176L175 216V214L173 215V214H171L170 212H169V214H170V216L169 217H171L170 219L168 218V220H169V223L171 224V225H169L170 226V231L169 230H163V229H161V227L160 228H157V229H160L159 231H157V230H155L156 232H158L157 234H156V232L155 231H149L148 232V234H147V236L149 235H151V237H148V239H150L151 240V243H153L152 245H155L156 246V248L158 247L156 244H159V246H160V243H161V246L162 245H164L163 243V240H164V238L162 237V235L163 234H168V233H171L172 231H174V229H175V227L178 229V231H177V233L179 232V234L177 235V236H179V237H181V236H183L182 238H180V240L181 239H188V242H190V243H188L187 242V240H183L184 241V244H183V247L185 246L186 247V245L187 246H192V247H194L193 248V251H197L198 250V248H199V251L202 253L203 251H204V249H205V251H206V249H211V250H209V251H214V254H212L213 252H209V251H206V252H208V254L206 255V253H205V251H204V253H203V259H201V258H196V257H194L195 255H197V252H195V255H194V252H192L193 253V255H192V253H190V251H192V250H190L188 247H187V249H184V253H188V254H190V257L192 256L193 257V259L192 260H194L193 261V263H195L196 261L198 262V264H199V262H203L204 260L205 261H207V264L208 263H211L212 264V261H215L216 262V264H221V263H223V264H226L227 262V264H230V263H232V264H259V262H260V264H264V246H263V244H264V242H263V244H262V239H264V170H263V168H264V153H262V152H264V151H262V150H264V74H263V72L262 73H259L258 74V72L259 71H257L256 70V66ZM251 68V67H250ZM188 71H192V67H190V69L188 70ZM255 71H257V72H255ZM248 72H249V74H248ZM261 74V75H260ZM263 74V75H262ZM249 75V76H248ZM254 77H253V76ZM216 76H218V75H216ZM248 76V77H247ZM251 76V77H250ZM219 78V79H218ZM224 78V77H223ZM231 79V78H230ZM221 81L222 83H223V85H222V87L221 86H219L218 85V82L217 81ZM219 81V83H221ZM227 83V86H225L226 84H225V82ZM228 82H229V84L231 85H229L228 84ZM238 82V83H237ZM240 82H242V83H240ZM221 83V84H222ZM237 83V85H235ZM240 83V84H239ZM220 84V85H221ZM225 88H224V87ZM217 87H219L218 89H217ZM230 87V88H229ZM223 88V89H222ZM219 89H221V90H219ZM258 92V93H257ZM258 95H257V94ZM203 95L204 94H202V96H200V98L201 97H203ZM224 95V96H223ZM192 96L193 95H191V98H192ZM197 95L195 94V96H193L194 98L196 97ZM198 98H199V95H198ZM254 99H256V100H254ZM259 100V101H258ZM227 101V102H226ZM254 102V104H252L253 102ZM257 101V103H255ZM227 103V104H226ZM230 103V104H229ZM245 103H246V105H245ZM209 104V105H210ZM243 104V105H242ZM228 105V106H227ZM255 105H256V107H255ZM214 107H215V110H216V115H215V113L214 114H212L211 115V111L214 109ZM231 110H228V108ZM262 107V108H261ZM248 108V109H247ZM254 110H253V109ZM256 108V109H255ZM163 109V110H162ZM196 109V110H195ZM236 109H237V111H238V114L236 115ZM258 109H259V111H258ZM166 110H168L167 112H165ZM205 110V111H204ZM234 110V111H233ZM250 110V111H249ZM190 111V112H191ZM227 111V112H226ZM240 111V112H239ZM252 111V112H251ZM257 111V112H256ZM136 112H138V111H136ZM165 112V113H164ZM189 112V113H190ZM193 112H191V113H193ZM201 112V113H200ZM203 112V113H202ZM207 112V113H206ZM224 112V113H223ZM231 112H234L233 113V115H229ZM259 112V113H258ZM164 113V114H163ZM167 113V114H166ZM208 114V115H205V114ZM228 114V115H226V116H228V118L226 119V116H225V114ZM247 113V114H246ZM253 113V114H252ZM256 113V114H255ZM241 114V115H240ZM209 115H210V119L212 120V123L211 122H209V120H208V117H209ZM221 115H222V117H221ZM251 115V116H250ZM253 115V116H252ZM256 115V116H255ZM142 116V115H141ZM214 116H215V118H214ZM225 116V117H224ZM229 116L231 117V118H233L232 120H231V118H229ZM245 116H247L246 118H244ZM255 116V117H254ZM151 117V119H152V121H151V119L149 120V118ZM154 115H148L147 117L146 116H144V121H145V119L147 118V120H148V122L150 121V123H149V125L151 126L152 125V127L153 126H155L156 125V122H154L153 120H155L154 119ZM166 117V118H165ZM204 117V118H203ZM217 117V118H216ZM241 117V118H240ZM202 118V119H201ZM136 119V120H135ZM135 121H137V120H139L138 118H136L135 117ZM168 119V122L166 121V120ZM239 119V120H238ZM210 120V121H211ZM215 120H217L216 122H215ZM231 120V121H230ZM244 120H249L248 122H245ZM59 121V120H58ZM143 121V122H144ZM168 123V125H166L167 123ZM195 121V122H194ZM241 121V122H240ZM203 122H207L206 124L205 123H203ZM240 122V123H239ZM63 124V121L62 122H60V124ZM67 123V122H66ZM69 123V122H68ZM68 123L66 124V125H68ZM194 123H196V124H194ZM208 123H210V124H208ZM228 124V126L226 125V124ZM241 125H239V124ZM244 124V126H243V124ZM245 123H247L246 125H245ZM64 124H65V122H64ZM73 124L74 123H72V125L70 124V125H68L67 127H69V128H71V126H73ZM144 124H145V126L147 125L148 127H150L149 125H148V123H146V122H144ZM161 124V123H160ZM202 124V125H201ZM203 124H205L204 126H203ZM213 124V125H212ZM217 124H218V127H219V129L216 127L217 126ZM222 126H221V125ZM233 124V125H232ZM237 124H238V127H237ZM65 125V126H66ZM75 125H76V123H75ZM78 125V124H77ZM207 125V126H206ZM224 125H226L225 127L227 128V129H225V127H224ZM231 125V126H230ZM64 126V125H63ZM144 126V125H143ZM207 128H206V127ZM230 126V127H229ZM233 126V127H232ZM75 127V126H74ZM77 127V126H76ZM79 127V126H78ZM77 127V128H78ZM152 127H150V128H152ZM162 127H165V129L164 128H162ZM203 127H205V128H203ZM209 127V128H208ZM212 129H211V128ZM233 129H232V128ZM51 128V127H50ZM49 128V129H50ZM200 128V129H199ZM203 128V129H202ZM238 128H240V130L238 129ZM99 129V128H98ZM163 129V130H162ZM206 130V132H207V134H205L206 132H205V130ZM213 129H214V131H213ZM215 129H216V131H217V133H215L214 134V132H215ZM52 130V129H51ZM72 130L74 131L75 129L74 128H72ZM78 130H79V128H78ZM77 130V132H80V131H78ZM100 130V129H99ZM98 130V131H99ZM219 130V131H218ZM221 130H222V132H221ZM238 130V131H237ZM242 130V131H241ZM243 130H245V131H243ZM89 131V130H88ZM91 132L89 133L90 135L92 134V136H90V138H91V140H92V145L90 146V149H91V152H92V155H96L95 156V158L97 157V155L98 154H95L97 151H99L100 149L97 147V149H96V147L95 146H99V144H96V140H95V138H96V136H97V134H98V131L96 130V128H93V130L91 129L90 130ZM101 131V130H100ZM212 133H211V132ZM226 131V132H225ZM96 132H97V134H96ZM164 132V133H163ZM236 132V133H235ZM197 133V134H196ZM209 133V134H208ZM243 133H247L246 135L244 134L243 135ZM77 134V133H76ZM103 134V135H102ZM216 134H217V136H216ZM236 134V135H235ZM78 135V134H77ZM96 135V136H95ZM158 135V136H157ZM205 135H206V137H205ZM222 135V136H221ZM242 135H243V137H242ZM79 136V135H78ZM77 136V137H78ZM186 136V137H185ZM207 136H209L208 138L210 139H208L207 138ZM212 136V137H211ZM214 136H216L217 137V139H216V137H214ZM244 136H246V137H248V139L247 138H244ZM250 136H251V141L249 140V138H250ZM77 137H76V139H77ZM158 137V138H157ZM166 137V138H165ZM171 137V138H170ZM221 137H223V138H221ZM238 138V140L240 141V142H238L237 141V138ZM78 138H80V137H78ZM98 138V139H99ZM160 138V139H159ZM187 138V139H186ZM196 138H198V139H196ZM228 138V139H227ZM236 138V139H235ZM97 139V138H96ZM97 139V140H98ZM102 139H100V140H102ZM168 139H170V140H168ZM177 139H179V141L177 140ZM184 141H183V140ZM189 139V140H188ZM208 139V140H207ZM213 139V140H212ZM218 139H219V141L220 142H218ZM230 139V140H229ZM63 140V139H62ZM66 140V139H65ZM81 140V139H80ZM95 140V141H94ZM99 140V141H100ZM165 140V141H164ZM171 140L173 141V143L171 142ZM193 140V141H194ZM197 140H199L198 142H199V144H198V142H197ZM216 141V143H215V141ZM226 140V142H224ZM242 140H243V142H242ZM67 141V140H66ZM66 141H65V143H66ZM75 141V140H74ZM79 141V140H78ZM77 140H76V142H78ZM82 141V140H81ZM105 141H107L106 143H104ZM202 141V142H201ZM244 141H246V143H244ZM250 141V142H249ZM98 142V141H97ZM157 142V143H156ZM158 142H160V143H158ZM166 144H165V143ZM180 142H182L181 144H180ZM188 142V143H187ZM201 142V143H200ZM205 142V143H204ZM228 142H231V143H228ZM248 142V143H247ZM69 143V142H68ZM74 143V142H73ZM82 142H79V144H81ZM168 143V144H167ZM175 143V144H174ZM177 143V144H176ZM186 143V144H185ZM193 143V144H192ZM206 143H208L209 145H207ZM214 143V144H213ZM219 143V144H218ZM222 143V144H221ZM225 143V144H224ZM250 143V144H249ZM252 143V144H251ZM58 145L60 144L61 146L62 145H65L64 144V142H61L60 140H59V143H57ZM77 145H78V143H76ZM101 144V143H100ZM159 144V145H158ZM188 144V145H187ZM196 144V145H195ZM206 145V149L208 148V149H210V151H215V152H212L211 153V156H212V158H214V155H215V157H217V160H213V159H210L211 157H209L210 155H207V152L209 151H207V150H204L205 148V146H203V145ZM211 144V145H210ZM213 144V145H212ZM230 144V145H229ZM242 144V145H241ZM248 144H249V146H248ZM72 144H68V146L70 147H68V146H66L67 148H65V146H62V147H64L66 150L68 149V151H67V153L69 154V153H72V156H71V154H69L70 155V157H74V156H76V160H77V158L79 157L80 158V160H79V162L80 163H82V162H85V160H84V158H87V156L86 155H84V156H86V157H84L83 156V158H82V156L80 157L78 154H76V155H74L73 156V152H70V151H72L71 149H76L75 147H76V145H75V143L73 144V145H75L74 147L73 146H71ZM82 145V144H81ZM81 145H78V147H81ZM151 147H150V146ZM154 145V146H155ZM166 145V146H165ZM169 145V146H168ZM174 145V146H173ZM176 145V146H175ZM180 145V146H179ZM184 145V146H183ZM192 145V146H191ZM202 145V146H201ZM244 145V146H243ZM251 145V146H250ZM146 146V147H145ZM173 146V147H172ZM193 146H195V147H193ZM209 146H210V148H209ZM235 146H237L235 149H237V151H238V149H240V148H246L245 146H247L248 147V150H250L251 152H252V155H253V153L255 152V151H257L256 152V154H255V156L253 155L252 156V158H250L251 157V155L249 156L248 155V153L249 154H251L250 152H248L247 150V152H243L242 150V152L244 153V154H246V156H247V160H244V158H242V162H241V160H240V162H239V160L238 159H236V161H234L233 162V164H235V165H233V167L234 166H236V164H238V166H240V165H242L243 166V168H242V166L241 167H239V171H238V173L240 174V176L238 177L237 175H239V174H234V173H236L237 171L235 170V167L234 168H232V165H231V170L233 171V170H235L234 171V173H232V174H230L229 172H231V171H226L224 174L227 176H225L224 174H223V172H222V169H224V167H226L227 165L229 166L230 164H232V163H229V161L230 160H232L233 158H237L238 156H240V155H238V153L239 152H237V154H236V150L234 151V147ZM262 146V147H261ZM77 147V148H78ZM148 147H150V149L148 148ZM198 147H200V151H198L199 150V148ZM216 147V149H219V151L218 150H214V148ZM218 147V148H217ZM250 147V148H249ZM252 147V148H251ZM258 147V148H257ZM259 147H261V149L259 148ZM7 148V147H6ZM9 148V147H8ZM64 148H62L63 150H64ZM112 148V147H111ZM114 148H115V146H114ZM118 148V149H117ZM146 148V149H145ZM170 148V149H169ZM175 148V149H174ZM178 150H177V149ZM202 148H204V149H202ZM213 148V149H212ZM227 148H228V152H227ZM254 148V149H253ZM257 148V149H256ZM52 149V148H51ZM57 149V151H58V153H60L59 155V160L62 158V154H61V152H59L60 150H58V148H56ZM60 149V148H59ZM80 149V148H79ZM137 149V148H136ZM135 149V150H136ZM141 149V148H140ZM161 149H163V150H161ZM164 149H165V151H164ZM167 149V150H166ZM189 149V150H188ZM192 149V150H191ZM195 149V150H194ZM197 149V150H196ZM201 149L202 150H204V151H206L205 153H206V155H207V157L204 155L205 153L203 152V151H201ZM212 149V150H211ZM247 149V148H246ZM256 149V150H255ZM262 151H260V150ZM97 150V151H96ZM100 150V151H101ZM110 150V149H109ZM111 150H113V149H111ZM150 150V151H149ZM177 150V151H176ZM181 151V153H180V151ZM192 151V153H190L191 151ZM225 151V152H223V151ZM244 150V149H243ZM253 150H255L254 152H253ZM259 150V151H258ZM65 151V150H64ZM63 151V152H64ZM96 151V152H95ZM105 151H106V153H105ZM173 151V152H172ZM196 151V152H195ZM209 151V152H210ZM216 151H217V153H216ZM220 151H222V152H220ZM240 151V150H239ZM241 151H240V153L239 154H241ZM62 152V153H63ZM66 152V151H65ZM95 152V153H94ZM110 152V151H109ZM160 152V153H159ZM193 152H195V153H193ZM201 152H203L202 154H200ZM259 152V153H258ZM261 152V153H260ZM98 153V152H97ZM162 153H164V155L162 154ZM167 153V154H166ZM169 153V154H168ZM172 153H174V155L172 154ZM185 154V156H184V154ZM186 153L187 154H189L190 153V155H188V156H186ZM196 153L198 154V155H196ZM215 153V154H214ZM218 153H220L219 155H216V154H218ZM224 155V157H223V155ZM231 153V154H230ZM233 153H235L234 155H233ZM64 155H65V153H63ZM67 154V155H68ZM105 154H107V155H105ZM159 154H161V156L159 155ZM171 154V155H170ZM178 154V155H177ZM181 154V155H180ZM208 154H210V153H208ZM212 154H214V155H212ZM259 154H263L262 156L261 155H259ZM64 155H63V157H64ZM177 155V158L175 157ZM192 155V156H191ZM201 155H203L202 157L204 158V156H205V158H207V159H209L208 161L207 160H205V158L203 159L202 157H201ZM220 155H222V161H220L221 160V156ZM227 155H229V161L227 160L228 158V156ZM238 155V156H237ZM243 155V154H242ZM109 156V157H108ZM114 156V157H113ZM122 156V155H121ZM120 156V157H121ZM167 156H168V158H167ZM202 158H200V157ZM219 156H220V159H218L219 158ZM231 156V157H230ZM237 156V157H236ZM243 156H245V155H243ZM256 156H259V157H256ZM37 157V156H36ZM66 157V156H65ZM69 157V158H70ZM115 157L116 158H118L116 161H115V164L114 163H112L113 161H109L108 163H107V160L106 159H115ZM178 157H180L179 159H178ZM249 157V158H248ZM69 158H67V159H65V160H67L68 161V163H67V161L65 162V163H63L64 162V158H63V160H60V161H58V167L57 168H60L63 164H65V165H67L68 164V166H70L69 165V163L70 164H73L72 166H70V167H74V162L76 161L74 158H71V160L69 159ZM78 158V159H79ZM82 158V159H81ZM163 160H162V159ZM172 158H174V159H172ZM188 158V159H187ZM239 158H241V157H239ZM257 158V159H256ZM263 158V159H262ZM33 159H34V157H33ZM37 159H39V158H37ZM37 159H35V160H37ZM41 159V158H40ZM73 159V160H72ZM98 159L96 160V161H98ZM181 159H182V161H181ZM189 159H190V162H189ZM200 159V160H199ZM214 159H216V158H214ZM225 161H224V160ZM248 159H249V161H251L250 162V164H249V161H248ZM252 159H253V161H254V165H256V166H258L257 164H262L261 166L259 165L258 167H257V169H256V166H254L253 167V163H252ZM259 159V160H258ZM75 160V161H74ZM119 160H121V159H119ZM118 160V161H119ZM166 162H165V161ZM167 160L169 161V162H167ZM176 160V161H175ZM204 160V161H203ZM212 160V161H211ZM238 160V161H237ZM263 160V161H262ZM72 163H71V162ZM78 161V160H77ZM76 161V162H77ZM87 161V160H86ZM102 161V162H101ZM136 161H138V162H136ZM140 161V162H139ZM162 161H164V162H162ZM178 161V162H177ZM183 161H185V162H183ZM206 161V162H205ZM214 161H216L215 163H214ZM220 161V162H219ZM223 161L225 162V163H223ZM246 161L248 162V164H249V168H246L247 167V163H246ZM258 161V163L257 164H255L256 162ZM262 161V162H261ZM61 162L63 163L62 165H61ZM75 162V165L77 164H79V163H76ZM104 162V163H103ZM148 162V163H147ZM161 162H162V164H161ZM188 162V163H187ZM200 162V163H199ZM225 164L224 165V167L222 168V166H223V164ZM245 162V163H244ZM260 162V163H259ZM0 163H3V161L2 160H0ZM67 163V164H66ZM100 163V164H99ZM111 163L113 164V165H117V167L115 166H113L115 169H113L112 168V166H111ZM138 163V164H137ZM144 165H143V164ZM150 163V164H149ZM166 163H167V166H166ZM175 163H177L176 165H175ZM213 163V164H212ZM60 164V165H59ZM83 164V163H82ZM104 164V165H103ZM110 164V166H111V168L112 169H110V167L108 168L106 165H109ZM140 164V165H139ZM149 164V165H148ZM154 164V165H153ZM159 164V165H158ZM186 167H184L183 165ZM187 164H188V167H187ZM195 164H197V165H195ZM206 164H208L207 165V167H205L206 166ZM218 164V165H217ZM0 165H2V164H0ZM79 165H81V164H79ZM96 165H101L100 166V168H99V166H96ZM129 165V166H128ZM137 165V166H136ZM195 165V166H194ZM204 165V166H203ZM220 165V166H219ZM245 165H246V167H245ZM2 166H4V164L2 165ZM1 166V167H2ZM60 166V167H59ZM105 166V167H104ZM139 166V167H138ZM146 166V167H145ZM149 166V167H148ZM150 166H152V167H150ZM158 166V167H157ZM173 165H171V167H172ZM191 166V167H190ZM213 166H214V169H212L213 168ZM227 166V167H228ZM0 167V168H1ZM6 167V166H5ZM65 166L63 165V168H64ZM67 167V166H66ZM70 167H68V170H67V172H69V170H70V174H72L73 172H71V169H70ZM92 167V168H91ZM103 167V168H102ZM127 167V168H126ZM186 169H184V168ZM199 167V169H197ZM217 167V168H216ZM227 167L224 169V171L227 169ZM230 167V166H229ZM228 167V170H230V168ZM254 168V170H253V168ZM3 168V167H2ZM1 168V169H2ZM75 168V167H74ZM74 168H73V170H74ZM117 168V169H116ZM129 168V169H128ZM133 168V169H132ZM139 168V169H138ZM141 168V169H140ZM177 168V169H178ZM183 168V169H182ZM194 168V169H193ZM196 168V169H195ZM204 168H206V171H205V169ZM220 168H221V172H220ZM237 168V167H236ZM251 168H252V170H251ZM66 168H64V170H65ZM105 169H107L106 170V172L104 171ZM110 169V170H109ZM127 169V170H126ZM136 169H137V171H136ZM145 169V170H144ZM150 169H152L151 170V172H150ZM238 169V168H237ZM249 169L251 170V171H249ZM262 169V170H261ZM57 170H59V169H57ZM56 169H55V173H56V171H57ZM61 170L63 171V169H62V167H61ZM61 170H59L58 171V175L57 174H55V175H51V176H49V177H47L48 179H46V181L48 180L49 182H55V184H57V185H55V184H53L52 182L51 183H49V184H52V185H54V186H56L55 188V191H53L54 190V188L52 189V191L51 192H54L52 195H50V196H45L44 198H43V196L41 197V199H44V201L42 200H40L39 199V197H36V194L34 195V197L33 196H28V201L26 200V199H24V200H22V201H20V202H17L16 203V205L17 204H20V205H17V207L16 206H14L13 205V207L15 208H17V211H15L16 209H14V208H12V206L10 207V208H12L11 209V212H9L8 210H7V212H6V214L5 215H11V216H13V212H12V210L14 211V212H16V213H14V216L15 217H17L16 219H14L15 220V222H17L16 223V225L19 223L18 221H20L21 220V223H19L18 224V226H20L21 224H24V223H22V219L24 218H32L31 216H34V218L36 217V216H39L40 214H44V213H40L39 214V212H45L46 211V215L47 216H49V215H51L52 217L50 218V216L48 217V219H50V221L51 222H49V220H47V216H46V220L44 219L45 218V216L43 215V217L44 218H42V215L40 216L42 219L41 220H44L43 222L44 223H46V224H43V222H41L42 224H41V230L43 229L44 231H42V232H45L46 231V233L48 232V234H46L47 236H48V238H50V241L48 242V243H50L49 245L52 247V244H53V240H54V238H52V237H50V236H53V237H56L57 235H50V233H52V231H53V233H55L54 231V229H56L55 227H57V229H58V227L60 228V229H58V230H62L63 228V233L65 232L64 230L66 229V226L67 227H69V226H71V225H69V224H71L70 223V219L71 218H73V217H70V215H68L65 211H67L68 213L70 212V211H73L74 212V214L76 213L75 211H78L79 213H80V211L79 210H81L83 213L82 214H87L88 216H89V212L90 213H92L93 211V209H91V211L90 210H88V212H87V209H86V207H85V209H86V211H85V209H84V204H83V202H80V200H76V199H82L81 198V196H80V190H81V192L83 191L84 192V188L82 187V189H78L77 188V186L76 185H73V187H72V185L69 183L71 180H73L74 179V177H72L70 174H62L60 171ZM88 170H90V171H88ZM111 170H113V171H111ZM135 170V171H134ZM155 170V172H153ZM182 170H184L185 172H181ZM188 170H189V172H188ZM191 170V171H190ZM195 170V171H194ZM217 170V171H216ZM219 170V171H218ZM241 170L243 171H245V170H248L249 172L248 173H246L247 171H245V173L243 172V182H239V180L240 179H238V181H236V183L237 182H239L238 183V185H235L236 187H237V190H235L236 188H235V186H234V184H233V186L232 185H227V182L228 183H230V184H232V182H230V179H232V177H233V180L232 181H234V180H237V178L236 177H238V178H240L241 177ZM4 171H6V169L4 168ZM94 171V172H93ZM101 171V172H100ZM109 171V172H108ZM127 171V172H126ZM146 173H145V172ZM164 171V170H163ZM165 171H168V169L166 170L165 169ZM187 171V172H186ZM2 172H3V169H2ZM1 172V170H0V174L2 173ZM63 172H65V171H63ZM92 172V173H91ZM117 172V173H116ZM121 172H122V174H121ZM136 173V175L138 176V174L140 175L139 177H141V174H143L144 175V173H145V175L144 176H146V179H144L145 181L144 182H146L148 185H147V188H146V190H144L145 188H143L144 186H146V185H144L145 183L143 182V180L141 181V180H138V183L137 184H139V183H141L142 182V184L143 185H137L136 186V182H137V180H134L135 178L136 179H138L139 177H137L134 173ZM140 172H141V174H140ZM192 172H194V173H192ZM219 172V173H218ZM229 173V175L231 176V178H230V176L229 175H227L228 173ZM258 172V173H257ZM19 173V172H18ZM60 173V174H59ZM93 173H95V174H93ZM98 173V174H97ZM102 173L104 174V175H102ZM110 173V174H109ZM114 173V174H113ZM130 174V178H128L129 180H127V176H124V175H127V174ZM150 173H151V176L153 177V178H151V176H150ZM182 173V174H181ZM190 173V174H189ZM215 173V174H214ZM216 173H217V175H216ZM7 174V173H6ZM85 174V175H84ZM89 174V175H88ZM109 174V175H108ZM118 176H117V175ZM148 175V177H150V178H148L147 177V175ZM222 174V176L225 178H223L222 179V176H221V180H220V178L218 177V175H221ZM245 174V175H244ZM2 176L3 175H5V173L4 174H1ZM19 175H20V173H19ZM71 176V177H69V176ZM95 175V178L93 177V176ZM97 175H99L98 177H100V180H99V178L98 177H96ZM114 175V176H113ZM122 175V176H121ZM142 175V176H143ZM209 175V176H208ZM214 175V176H213ZM233 175V176H232ZM234 175H235V178H234ZM10 176V175H9ZM15 176V175H14ZM13 176V177H14ZM18 176V174L16 175V178H17V180L19 181V179L21 178V177H17ZM53 176H54V178H53ZM63 176V177H62ZM90 176V177H89ZM103 176H105V177H103ZM108 176H109V178H108ZM120 176V177H119ZM135 176V177H134ZM143 176V178H145ZM211 176V177H210ZM215 176H216V178L219 180V181H216L217 179L215 178ZM7 177V176H6ZM65 177V178H64ZM68 177V178H67ZM82 177V178H81ZM88 177V178H87ZM107 177V178H106ZM110 177H112L111 179H110ZM114 177V178H113ZM125 177V178H124ZM162 177V176H161ZM160 177V178H161ZM166 177V176H165ZM213 177V178H212ZM244 177H245V179H244ZM5 178V177H4ZM4 178L3 179H1V181L3 182V180H4ZM10 178H12L11 176H10ZM9 177H7L6 179H10ZM15 178V177H14ZM15 178V179H16ZM52 178V179H51ZM67 178V179H66ZM71 178V179H70ZM80 180H79V179ZM115 178H118L119 180H120V182L117 180V179H115ZM142 178V177H141ZM141 178H139V179H141ZM157 178H158V176H157ZM230 178V179H229ZM252 178V179H251ZM13 179V178H12ZM15 179H14V181H15ZM50 179V180H49ZM94 179H96V181H94L93 183H91L92 182V180H94ZM101 179H103V180H101ZM106 179V180H105ZM110 179V180H109ZM113 179H115V182H114V180ZM121 179H123V180H125V181H123V180H121ZM130 179L132 180V182H133V184L131 183V181H130ZM155 179V180H154ZM162 179V178H161ZM214 179V180H213ZM242 179V178H241ZM247 179H249V180H251V182H249L248 183V181L249 180H247ZM16 180V181H17ZM22 180V179H21ZM81 180H83L82 182H80ZM91 180V181H90ZM113 180V181H112ZM117 180V181H116ZM166 180H167V177H166ZM204 180V181H203ZM212 180V181H211ZM253 180V181H252ZM0 181V182H1ZM7 181V180H6ZM15 181V183L16 184H13L14 186L15 185H17V183L18 182H16ZM47 181V182H48ZM90 181V182H89ZM102 181V182H101ZM106 182V184L107 185H105V182ZM122 181V182H121ZM139 181H141V182H139ZM194 181V182H193ZM196 181V182H195ZM209 181V182H208ZM241 181V180H240ZM255 181V182H254ZM1 182V183H2ZM4 182H5V180H4ZM4 182L0 185V187L2 188L4 185H8V183L10 182L11 183V181L9 180V181H7V183H5L4 184ZM20 182V181H19ZM110 182V183H109ZM112 182L114 183V185H112ZM119 182V183H118ZM135 182V183H134ZM161 183L160 185H159V183ZM168 182V181H167ZM218 182H219V184H218ZM220 182H221V185H220ZM235 182V181H234ZM233 182V183H234ZM12 183H14V182H12ZM66 183V184H65ZM69 183V184H68ZM89 183H91L90 185H89ZM120 183H122V186H120V188H119V186L118 185H121ZM126 183V184H125ZM131 183V184H130ZM193 183V184H192ZM65 184V185H64ZM93 184V185H92ZM109 184V185H108ZM117 184V185H116ZM130 184V185H129ZM158 184V185H157ZM170 184V182H168V185ZM246 184V185H245ZM13 185H11V186H13ZM67 185V186H66ZM68 185L70 186V187H68ZM112 185V186H111ZM125 185L126 186H129V187H127V189H129V188H131L132 190H125ZM131 185L133 186V187H131ZM162 185V186H161ZM206 185V186H205ZM208 185V186H207ZM242 185H243V187H242ZM9 186H10V184H9ZM8 186V189H10V187ZM74 186H76V188L74 189ZM93 186V187H94ZM105 186V187H104ZM109 186H111V187H109ZM116 186H118V188H119V190L117 189V187ZM164 186V187H163ZM220 186V187H219ZM222 186H224V187H222ZM226 186L228 187V188H226ZM233 187L232 189H233V191H232V189H231V187ZM240 186L242 187V188H240ZM5 187H7V186H5ZM16 187V186H15ZM15 187L13 188L12 187V189H11V191H13V189H15ZM37 187V186H36ZM60 187V188H59ZM64 187H65V189H64ZM68 188V190H67V188ZM73 189H72V188ZM88 187V188H87ZM100 187H101V189H100ZM123 187V188H122ZM203 187V188H202ZM207 187H208V189H207ZM4 188V187H3ZM38 189H39V187H37ZM36 188V189H37ZM72 189V191L74 192H70L69 190H71ZM87 188V189H86ZM116 188V189H115ZM189 188V189H190ZM216 188V189H215ZM219 188V189H218ZM221 188V189H220ZM235 188V189H234ZM57 189H58V192H57ZM78 189V190H77ZM100 189V192L98 191L97 192V190H99ZM111 189H113V190H111ZM115 189V190H114ZM121 189V190H120ZM197 189H198V192H197ZM205 191H204V190ZM206 189H207V192H206ZM228 191H227V190ZM244 189V190H243ZM246 189V190H245ZM248 189V190H247ZM5 190V189H4ZM111 190V191H110ZM137 190V192L139 191V189H136ZM171 190H170V192H171ZM219 190V191H218ZM241 190V191H240ZM1 191V190H0ZM3 191V190H2ZM0 192V193H3V192ZM6 191V190H5ZM4 191V193H7L8 191H10V190H8L7 192H5ZM59 191H60V193H59ZM67 191V192H66ZM107 191V192H106ZM201 191V192H200ZM228 193H227V192ZM237 191V192H236ZM246 191H247V193H246ZM38 192V191H37ZM45 193H47V191H44ZM51 192H49L50 194H51ZM63 192H65V193H63ZM93 192V191H92ZM104 192V191H103ZM111 192V193H110ZM116 192V193H115ZM118 192H120V195H118ZM136 192V191H135ZM157 192H159V193H157ZM170 193L169 191H165L164 193ZM177 192V193H178ZM182 192V191H181ZM199 192H200V194H199ZM218 192V193H217ZM222 192V193H221ZM225 192V193H224ZM231 192H233V194H231ZM235 192V193H234ZM245 192V193H244ZM3 193V194H4ZM39 193H40V191H39ZM44 193V194H45ZM71 193V194H70ZM72 193H73V195H72ZM75 193H78V194H75ZM95 192H93L92 194H94ZM95 193V194H96ZM113 193V194H112ZM132 193V192H131ZM221 193V194H220ZM230 193V194H229ZM238 193H239V196H238ZM33 194V193H32ZM55 194H56V196H55ZM60 194V195H59ZM63 194H64V196H63ZM67 194V195H66ZM103 194V193H102ZM202 194V195H201ZM212 194V195H211ZM214 194H219V197L217 196V195H214ZM237 194V195H236ZM242 194V195H241ZM247 194V195H246ZM42 195V194H41ZM66 195V196H65ZM71 195V196H70ZM79 197H78V196ZM110 195V196H109ZM115 195H116V198H115ZM117 195H118V197H117ZM122 195V196H121ZM195 195V196H194ZM198 195V196H197ZM200 195V196H199ZM213 195H214V197H213ZM241 195V196H240ZM246 195V196H245ZM37 196H38V194H37ZM39 196H40V194H39ZM55 198H53V197ZM58 196V197H57ZM217 196V197H216ZM234 196V198H232ZM244 196V197H243ZM62 197V198H61ZM67 197V198H66ZM69 197H70V199H69ZM76 197V198H75ZM109 197H111V199L109 198ZM125 197V196H124ZM150 197V198H149ZM178 197V196H177ZM180 197V196H179ZM186 195H183V198L185 199V200H187L188 201V199H186ZM190 197V196H189ZM192 197H190V199H189V201L188 202H190V200L192 199ZM213 197V198H212ZM228 197V198H227ZM230 197V198H229ZM236 197H237V199H236ZM240 197V199H238ZM242 197V198H241ZM33 198V199H32ZM38 198V200H36ZM74 198V199H73ZM119 200H118V199ZM195 198H196V200H195ZM204 198V199H203ZM217 200H216V199ZM219 198V199H218ZM51 199H53V200H51ZM135 199H137V198H135ZM149 199H151V201L149 200ZM155 199H157V198H155ZM232 199V200H231ZM36 200V201H35ZM46 200H47V203H46ZM66 202H65V201ZM76 200V201H75ZM129 200V201H130ZM205 200V201H206ZM239 200L240 201V203H241V205H240V203H239V201L237 202V201ZM246 202H245V201ZM51 201H52V203H51ZM57 201V202H56ZM72 201V202H71ZM79 201V202H78ZM83 201V200H82ZM110 203H109V202ZM113 201V202H112ZM117 201V202H116ZM118 201L119 202H121V203H118ZM138 201V200H137ZM187 201H186V204H187ZM201 201V200H200ZM201 201V202H202ZM226 201H228V203L226 202ZM234 201V202H233ZM28 202V203H27ZM49 202V203H48ZM62 202V206L60 205V203ZM64 202V203H63ZM85 202V201H84ZM178 202H180V200L179 201H177V203ZM191 202H192V200H191ZM190 202V203H191ZM223 202V203H224ZM237 204H239V205H235L236 203ZM25 203H26V205H25ZM43 203L45 204V205H43ZM68 203V204H67ZM23 204H24V208H21L22 206H23ZM56 204V206H54ZM58 204H59V206H58ZM66 204V205H65ZM76 204H77V206H76ZM80 204L81 205H83L82 206V208L84 209V210H82V209H80L81 207H80ZM115 204V205H114ZM145 204V206L147 205L146 203H143V205ZM232 204V205H231ZM245 204V205H244ZM32 205V206H31ZM33 205H34V207H33ZM43 205V206H42ZM50 207H48V206ZM51 205H52V208H51ZM75 205V206H74ZM102 205V206H103ZM120 205H123V206H120ZM235 205V206H234ZM244 205V206H243ZM6 206V205H5ZM4 206V207H5ZM39 207L38 209H37V207ZM47 206V207H46ZM58 206V207H57ZM67 206H68V208H67ZM74 206V207H73ZM80 208H79V207ZM85 206H86V204H85ZM113 206H114V208H113ZM117 206V207H116ZM145 206H142V207H145ZM227 206V207H226ZM236 208L235 210H233L234 208ZM238 206H239V208H238ZM26 207V208H25ZM36 207V208H35ZM55 207V208H54ZM231 209H230V208ZM242 207V208H241ZM32 208V209H31ZM35 208V209H34ZM42 209V211H41V209ZM44 208H45V210H44ZM46 208H47V210H46ZM61 208H62V210H61ZM63 208H65V209H67V210H65V209H63ZM71 208H73V209H71ZM77 210H76V209ZM113 208V209H112ZM166 208H168V207H166ZM20 209H23V210H20ZM75 209V210H74ZM123 209V208H122ZM157 209V208H156ZM158 209H161V208H158ZM242 210V213H241V210ZM19 210V211H18ZM27 210H31L29 213H27ZM39 211V212H35V211ZM70 210V211H69ZM114 210V212H116ZM148 212L146 213V215L148 214V216L147 217H150V220H154V217H152V214H151V210H149V207H147V209H146ZM163 210V208L161 209V211ZM166 210V209H165ZM221 210V209H220ZM232 210V211H231ZM246 210V211H245ZM4 210H0V215L2 214V213H5V212H3ZM24 211H26V212H24ZM160 211V210H159ZM239 211V212H238ZM260 211H261V213H260ZM23 212V213H22ZM33 212H35V213H38L37 215H35V213H33ZM51 212V213H50ZM55 212V213H54ZM65 212V213H64ZM84 212H87V213H84ZM234 212H238V214L239 215H237V213H236V215L234 214ZM12 213V214H11ZM26 213H27V215H26ZM33 213V214H32ZM49 213V214H48ZM58 213V214H57ZM71 213V212H70ZM118 213H116V214H118ZM177 213H179V211H177ZM21 214V215H20ZM28 214H30V216H28ZM32 214V215H31ZM53 214H54V216H53ZM61 214H63V215H61ZM65 214V215H64ZM70 217V219L68 220H64V219H66V216L67 215ZM71 214H73V213H71ZM76 214H78V213H76ZM115 213H113V215H116ZM251 214V215H250ZM3 215V214H2ZM20 215V216H22L23 218H21V219H19L18 221H17V219H18V216ZM24 215V216H23ZM56 215H57V217H56ZM61 215V216H60ZM107 215V214H106ZM146 215H144L145 216V218H146ZM243 215V216H242ZM13 216V217H14ZM72 216V215H71ZM77 215H75V217H76ZM101 216V215H100ZM173 216V217H172ZM174 216L176 217V218H178V219H176V222H175V219L173 220L172 218H174ZM39 217V218H40ZM60 217V218H59ZM167 217H168V214H167ZM2 218V217H1ZM39 218H35V219H39ZM62 218V219H61ZM77 218V217H76ZM57 219V221H55V220ZM74 220H76L75 218H73ZM72 219V220H73ZM82 220H85V218H84V215L82 216V218H81ZM115 219V218H114ZM113 219V220H114ZM149 219V218H148ZM61 220H64V222L63 221H61ZM116 220H118V218L116 219ZM115 220V221H116ZM147 220V218L145 219V221ZM149 220V221H150ZM171 220H173V221H171ZM231 220V221H230ZM234 222H236L237 223V225H236V223H235V225H234V223H233V221ZM24 222H25V220H23ZM48 223H47V222ZM54 223H53V222ZM69 221V222H68ZM172 223H171V222ZM217 221H216V223H217ZM226 221H227V224H226ZM231 222V225H230V222ZM58 222V223H57ZM62 222V223H61ZM66 222V223H65ZM81 222H84V221H81ZM184 222V221H183ZM27 223V222H26ZM25 223V224H26ZM50 223V224H49ZM137 223V222H136ZM136 223H135V225H134V228H135V226L136 227H139V229L140 230H142L143 229V227L142 226H140L141 224H142V221H141V224H140V221H139V224L137 223V225H136ZM174 223H175V227H174ZM28 224V223H27ZM52 224H53V226H52ZM65 224H66V226H65ZM68 224V225H67ZM181 224H183V223H181ZM214 224H215V222H214ZM229 224V225H228ZM29 225V227H27V229H28V231L29 230H35V229H37V228H39V227H37L38 226V223L37 224H33V226H31V227H33L32 229L30 228V225H32V224H28ZM43 225H44V227H43ZM45 225H46V227H45ZM51 225V226H50ZM56 225V226H55ZM58 225H60V226H58ZM63 225V226H62ZM75 225V224H74ZM77 225H79V226H81V224H76L74 227L76 228L77 227ZM83 225V224H82ZM112 225H114V224H111V226ZM120 224H118V226H119ZM180 226L179 228H178V226ZM215 225V226H216ZM228 226L227 228H226V226ZM233 225V226H232ZM78 226V227H79ZM61 227H62V229H61ZM172 227H174V228H172ZM230 227H232V229H230ZM1 228H3V227H0V231H1ZM48 228V229H47ZM51 228H52V230H51ZM70 228V229H69ZM69 228H67L69 231H66V233L68 232V234H70L71 233V231L73 230V229H75V228H72V227H69ZM118 228V227H117ZM120 228V227H119ZM162 228H163V225H162ZM219 228V229H220ZM66 229V230H67ZM135 229H137V228H135ZM151 229V228H150ZM187 229V227L185 228V230ZM235 229V230H234ZM38 230V229H37ZM41 230H40V228H39V233L37 234V235H39L40 233H42L41 232ZM47 230H49V231H47ZM57 230V231H58ZM152 230H154V229H152ZM181 230V229H180ZM231 230V231H230ZM234 230V231H233ZM26 229H25V233H27L28 232ZM136 231H138V232H135V230H134V232L135 233H133V234H136V235H138V233H139V230L137 229ZM234 232V234L233 233H231V235L233 236V238H231L230 239V232ZM58 232H60L61 233V231H58ZM70 232V233H69ZM150 232H152L151 234H149ZM161 232V233H160ZM192 232V233H191ZM203 232H204V230H203ZM18 233H20V231L18 232ZM163 233V234H162ZM207 233V232H206ZM42 234H43V236H42ZM42 234H40V236L41 237H44V233H42ZM56 234V233H55ZM72 234V233H71ZM188 234V235H187ZM216 234V236H219V235H217ZM227 234H229L228 236H227ZM37 235H35V238L36 237H40V236H37ZM136 235H135V237H136ZM140 235H142L141 233H140ZM144 235V234H143ZM189 235H192L191 237H188ZM195 235V236H196ZM208 235V234H207ZM19 237L20 236V234L19 235H15V237ZM139 236V235H138ZM169 236V235H168ZM177 236L175 237V238H177ZM261 236V237H260ZM143 237V236H142ZM184 237H186V238H184ZM219 238V239H215V238ZM228 237V238H227ZM263 237V238H262ZM47 238V240H49ZM51 238L53 239L52 241H51ZM137 239H135L136 240V243H137V241L139 240V238L138 237H136ZM141 238V237H140ZM175 238H173V239H175ZM202 238V237H201ZM200 238V239H201ZM38 239V238H37ZM37 239H35V242H37L38 240ZM172 239V238H171ZM195 239V241H193ZM234 239H235V241H234ZM150 240H147L146 241V239H144V241L145 242H148V241H150ZM178 240H179V238H178ZM178 240L176 239V240H172L174 243H172L169 247H167V248H170L172 245H175L176 243V241L178 242ZM206 240H205V243H206ZM255 240V241H254ZM41 241V240H40ZM144 241H143V238H142V240L140 241L139 240V242H143V243H140V244H145L144 243ZM182 241V240H181ZM259 241V242H258ZM138 242V243H139ZM160 242V243H159ZM191 242L194 244V242H195V244L194 245H196V246H199L197 249H195L196 248V246H194L193 244L192 245H190L191 244ZM211 242V243H210ZM239 242H241V243H239ZM245 242H247V244L248 245H246V243ZM249 242H254V244H253V252H252V248L250 247L251 245H252V243H249ZM256 242V243H255ZM41 243H42V241H41ZM47 243V244H48ZM150 242H149V244H151ZM156 243V244H155ZM234 243H236V247L238 248V247H240L241 246V249L240 248H238L239 249V251L237 250V248L235 247V246H233V245H235ZM181 244V243H180ZM189 244V245H188ZM199 244V245H198ZM204 244V243H203ZM214 244V243H213ZM240 244V245H239ZM257 244H258V246H257ZM261 244V245H260ZM40 245V244H39ZM169 245V244H168ZM168 245H166V246H168ZM254 245H256V247L254 248ZM262 246V247H260V246ZM44 246V248H45V244L43 245ZM151 246V245H150ZM147 247L146 249H148V250H152L153 249V247L151 246V247ZM161 246H160V249H159V247H158V249L159 250H161ZM165 246V247H166ZM181 246H182V244H181ZM205 245H203V247H204ZM211 246H213V248L210 247ZM218 246V247H217ZM242 246H245V249H248L249 251H250V253H248L249 251H247V250H245L244 249V247H242ZM46 247H47V245H46ZM164 246H163V248H162V250L165 248ZM173 247V246H172ZM206 247V246H205ZM247 247V248H246ZM259 247H260V249H259ZM223 250H222V249ZM227 248V249H226ZM233 248H236V249H233ZM249 248H251V249H249ZM263 248V249H262ZM46 250H48V249H51V248H45ZM44 249V250H45ZM259 249V250H258ZM43 250V251H44ZM46 250H45V252H46ZM154 251L156 250V249H153ZM152 250V251H153ZM165 250H167L166 248H165ZM190 250V251H189ZM218 250V251H217ZM228 250V251H227ZM234 250H237L236 251V253L235 252H233ZM242 250V251H241ZM48 251H50V250H48ZM47 251V252H48ZM157 251V253H158V250H156ZM223 251H224V253H223ZM245 251V252H244ZM247 251V252H246ZM159 252H161V251H159ZM200 252H198V253H200ZM218 252H221L220 254L218 253ZM228 252H230V253H228ZM238 252H239V254H241V253H243L244 255H242L241 254V256H243V258L240 256L239 257V254H238ZM84 252H82V256L81 255H79V257L81 256V259H83V261H84V259L88 256L87 255V253H86V255H85V258H83L84 256V254H83ZM209 253H210V256H208L209 255ZM223 253V255H221ZM228 253V254H227ZM248 253V254H247ZM253 253V254H252ZM111 254L113 255L114 253H112L111 252ZM110 253L108 254V256H107V258L108 257H110V255H111ZM154 254H156V252L154 253ZM206 256H205V255ZM226 254V255H225ZM236 254V255H235ZM75 255H77V254H75ZM151 255H153V253L151 254ZM178 254L175 252V256H177ZM214 255H215V257H214ZM220 255V256H219ZM249 255H250V257H249ZM253 255V256H252ZM205 256V257H204ZM208 256V257H207ZM211 256H213L214 258L213 259H211L212 257ZM234 256H235V258L237 257L238 259H240V260H237V259H235L234 258ZM247 256L249 257V258H247ZM78 257V255H77V258H79ZM89 257V256H88ZM191 257V258H192ZM218 259H217V258ZM219 257H220V259H219ZM222 257L224 258V260H222ZM226 257H228V259H226ZM231 257V258H230ZM244 257H245V259H244ZM188 258H189V256H188ZM191 258H189L188 259V261L191 259ZM195 258H196V260H195ZM205 258V259H204ZM206 258H208V260L206 259ZM102 259H104V261H105V259H106V257H104V258H102ZM109 260H110V258H108ZM108 259H107V261H108ZM199 259V260H198ZM200 259L202 260V261H200ZM86 260H87V258H86ZM192 260H190L189 262H191ZM217 260H221L220 262L218 261L217 262ZM227 260V262L225 263L224 261H226ZM260 260V261H259ZM258 261V262H257ZM261 261H263V262H261ZM215 262H213V264L215 263ZM113 263V262H112ZM117 263V262H116ZM183 263V262H182ZM181 263V264H182ZM205 262H203V263H201V264H204ZM36 264H40V263H36ZM197 264V263H196ZM206 264V263H205Z\"/></svg>",
    "mask_w": 264,
    "mask_h": 264
},
{
    "label": "clouds",
    "instance_id": "clouds-1",
    "mask_svg": "<svg viewBox=\"0 0 264 264\" xmlns=\"http://www.w3.org/2000/svg\"><path fill=\"white\" fill-rule=\"evenodd\" d=\"M179 5L167 0H0V100L45 98L72 77L106 95L119 63L146 44L145 26Z\"/></svg>",
    "mask_w": 264,
    "mask_h": 264
}]
</instances>
